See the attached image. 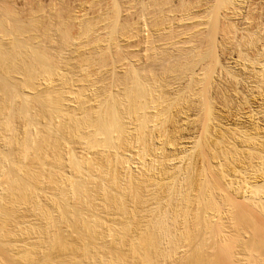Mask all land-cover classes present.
I'll return each mask as SVG.
<instances>
[{
    "label": "rangeland",
    "instance_id": "rangeland-1",
    "mask_svg": "<svg viewBox=\"0 0 264 264\" xmlns=\"http://www.w3.org/2000/svg\"><path fill=\"white\" fill-rule=\"evenodd\" d=\"M117 1V2H116ZM0 0V22L2 23V21H3V23L2 24H0V31H2L1 29H3L4 27H5V29H3V31L2 32H0V34H2L3 33V35H0V45H2V46H0V47H5L4 48V50L1 48V50L2 51H6L7 53L9 52H11V51H8V49L10 48H12V49H14V45L16 46V47H18V48H20V49H18V51L17 52H19L20 50L22 51V55H24L25 56V59H24V57H23V59L25 60V61H27L28 59H29V61L28 62H26V63H20V62H18V60L16 61V59H15V61L14 62H12V59L10 58V56L12 55V54H16V53H13L12 52V54L10 53V56H8L7 58L8 59H5L4 61H6V60H8L7 62H5L4 63V61H2V63H1V61H0V85H1V87H3V84H1V82H3L4 84H5V87H7L8 88V90H9V92H10V95H11V93H12V89H14V95H13V93H12V96H14L13 97V99L15 100V101H12L13 99H11V101H9V106H11V108L8 106L7 107V113H8V115H11V117H12V122L14 123V125L15 126H13V129H12V131L10 130L9 132H8V134L9 135H7L9 138H11L10 139V141H8V139L6 140L5 139V141L6 142H4V143H6V144H2V142L0 141V144H1V146H0V154H2V152H3V156L4 157H6L7 156V154H8V156L10 157L11 156V161L13 160L12 158L14 157V158H16L17 157V159H18V156H16L15 155V153L18 151V149H16L17 147L15 146V144L16 143H21L24 139L23 138H25V139H27L26 137H28V140H29V138H30V142H33V143H31V148H32V151L30 152V155L26 158V159H24L23 161H24V163H23V161H22V165H26V164H28V166L27 167H29V166H31V168H30V170H29V168L28 169H25V168H27L26 166L25 167H21V168H23L22 169V171H20L21 173L22 172H24V170H28V173L32 170V165L34 164V162H35V164L34 165H36L37 163H39V164H41L42 162L44 163V166H42L43 167V170L41 171V172H44V170H45V173L46 174H44L45 175V180H43V184H42V186L44 185H46L47 183V187H49L50 185H51V181H48V179L50 178V177H48V176H46V175H49L50 174V176H52V173H53V176H56V180L57 179H59L60 180V178L59 177H61V178H64V179H61V180H65V178L66 179H69V177H70V179L72 178V179H74V178H77L76 180H79L80 181V179H78V177H74V175H77V174H74L75 173V170L73 169V166H72V169H73V171H74V173H73V171L71 170V166H69L71 163H73V161H72V157L74 156V154L75 155H77V156H74L73 157V159H76V161H77V159L79 160L80 159V164L81 163H84V164H81V166H83L82 167V169H84L83 171H87L88 170V166L90 165L91 167H95V168H97L96 167V164H97V166H100V164L102 163H106L107 164V162H108V166L110 165V176H112L115 172V175L116 176H118L119 174H126L124 177L126 178V180H129L130 181V179H133V177H132V175L134 176L135 175V173L136 174H148V172L150 171V173H154V175L156 176H158V177H156V178H158V180H159V182H161L162 180H163V182H161V183H164V184H166V185H164V184H160V187L159 188H157V189H159V190H156V192L158 193V192H164L165 191V194L167 193L168 195H169V193L171 194V195H173L174 197H172V199H177V197L179 198V199H177V200H172L171 198H170V196L171 195H169V200L171 201V202H168V200L166 201L165 200V198L167 199V197H165V198H163L164 196H167V194L165 195L164 193H159V195H158V200H157V193H155L156 194V196H155V198H153L152 196H150V197H152L153 198V200L155 201H152V200H149L150 199V197L149 198H146L148 201H152L151 203L150 202H146V203H144V204H146V205H148V206H146V208H148V210L149 211H145L146 210V208L144 209V204L142 205V207H143V209H144V213H143V209H141L142 207H139V205H138V201L134 204V200L133 199H131V196L128 194V196H125L124 198L125 199H123L122 200V203L124 202H126V201H128L129 199H131V202H130V200L128 201V202H126L125 204H126V206H127V204H129V202L130 203H133L132 205L130 204V206H132L131 208H130V206L128 205V207H129V209H133L134 210V207H135V205H136V207H135V213H137V215L135 214V213H133L134 211L132 210V213L133 214H135L136 216H135V218L137 219V217H138V211L141 209V211H140V213L142 212V214H139L140 216H139V218H141V219H139V220H141L140 222H141V224L143 225V224H145V222H143L142 223V220L144 219V218H146L147 217V213H148V215H153L152 217H154L155 219H156V221H157V217L160 219L161 217L162 218H166L167 216H170V218L169 217H167V218H169V219H166V222L167 223H165V225H169L168 227H169V230H170V232L171 233H169V235L171 236V238H170V236H168V238H170V240L167 238V239H165L166 241L167 240H169V241H167V245L169 246H167L166 245V242L164 243L163 241V243L162 244H165V245H163L164 247H165V249L166 248H169V250L168 249H166V250H164L165 252V254L166 255H169V254H171V253H169L170 252V250H172L173 248H174V246L176 245V241L178 240V242H180L181 243V245H180V243H178L177 242V249L175 248V250H174V253H172V255H171V257L170 258H167V263L166 264H168V262H170V264H188L186 261H188L187 260V257H186V253H188L187 251H186V249L188 248V247H186V245L187 246H189V248H190V250L189 249H187V250H189V252L191 251V250H193V249H196V247H197V251H198V254H203L202 256H204V259L206 260L207 259V261H206V263L207 264H212L213 263V261L212 260H210V259H213L212 257H215V258H218L219 260V262L221 263V264H245V263H247L246 261H244L247 257H248V254H245V249H244V244H245V248H246V250H248L249 252L250 251H252V249H253V251L251 252L252 254H253V252L255 253H258L259 255H260V258L261 259H264V251H262V250H264V246H262V245H264V244H262V243H264V242H262V240H264V237H262V235H264V214H262L261 213V209L260 208H262V209H264V200H262V204L260 203L259 205H256V206H259V207H256L255 205H253V203L250 201V198H251V191H253V190H251V188H250V190H249V185L252 183V182H254V181H256L257 182V185L259 184L260 185V183H262V185H264V144H262V143H264V141H262V140H264V135H262V134H264V114H262V113H264V109H259L258 110V107H259V105L258 104H261L262 103V101H264V96H260L261 94L260 93H258V92H253V93H251L250 91H247V89L246 88H242V86H240L239 87V84H236L235 83V85H238L237 86V90H236V93L235 94H233V93H231V92H229L228 94H226V95H224V97H222L223 95H219V96H217V94L216 93H213V92H217L215 89H213V90H215V91H213L212 90V87H211V89H210V92H212V93H210L209 92V94L210 95H214V96H216V97H210V95L209 96H207V97H209V99L208 100H212L211 102L213 103V105H212V103H208L209 104V106H207L208 104H207V102H209L207 99L205 100V98H203V93H204V91H203V79H202V77L198 74V72L200 71V69H201V66L203 65V60L202 59H198V58H202V56H200L199 54H201V44L203 43V41L202 40H204V38L206 37V35L204 34V36H203V34L201 35L200 34V32L199 31H197V32H195V33H193V35L192 34H184V36L180 33V32H186L188 29L187 28H189V27H191V28H193L195 25L192 23V26H190L188 23L186 24V23H182V24H179L178 25V21L176 20V19H178L179 18V15H178V13H179V11H180V9H175V8H173L172 6H174V5H176L177 4V2H179L178 3V6H174V7H178V8H180L179 7V5L180 6H182L183 4H185L184 6H182V7H185L186 6V4H187V7H188V5H190L191 6V4L189 3L190 1L192 2V5L195 3H197V0L195 1V0H150V2H151V5H149L150 3H148L149 2V0H143L144 1V4H140V3H143V1L142 0ZM124 1V2H123ZM128 1V2H127ZM132 1H133V3H132ZM154 1V2H153ZM156 1V2H155ZM168 1V2H167ZM180 1H181V3H180ZM182 1L184 2V3H182ZM187 3H186V2ZM50 2V3H49ZM59 2V3H58ZM78 2V3H77ZM100 2V3H99ZM126 2V3H125ZM135 2V3H134ZM136 2H137V4H136ZM146 2L148 3V4H146ZM159 4H158V3ZM174 2V3H173ZM262 2V1H261ZM74 3H75V5H74ZM84 3V4H83ZM92 3V4H91ZM157 3V4H156ZM162 3H163V5H162ZM165 3V4H164ZM46 5V7H44L45 5ZM78 4V5H77ZM90 4V5H89ZM98 4V5H97ZM104 4V5H103ZM128 4V5H127ZM133 4V5H132ZM135 4V5H134ZM140 4V5H139ZM145 4H146V6H145ZM160 4H161V6H160ZM167 4H169L168 5V7L167 6H165V5H167ZM174 4V5H173ZM182 4V5H181ZM194 4V5H195ZM84 5V6H83ZM111 5V6H110ZM118 5V6H117ZM137 5V6H136ZM156 5V6H155ZM171 5V6H170ZM80 8L79 10H81L80 12L82 13V16H81V13L79 12V10H78V7ZM96 6V7H95ZM101 6H103V7H101ZM110 6V7H109ZM120 6V7H119ZM130 6H131V8H130ZM134 6V7H133ZM135 6H136V8H135ZM142 6V7H141ZM144 6V7H143ZM148 6V7H147ZM149 6H151V7H149ZM152 6H154V7H152ZM159 6V7H158ZM164 6V7H163ZM260 6H264V3H262V5H260ZM90 7V8H89ZM106 7V8H105ZM109 7V8H108ZM158 7V8H157ZM163 7V8H162ZM166 7V8H165ZM170 7L172 8V9H175V11H174V13H173V10L171 11V9H170ZM187 7H185V8H187ZM192 7V6H191ZM46 10H45V9ZM82 8V9H81ZM96 8V9H95ZM104 8V9H103ZM114 8H115V10H114ZM142 8H144L143 10H142ZM146 8H154L153 10H151L150 9V11H151V14H150V11H146ZM169 9V12L167 11L168 9ZM5 9V10H4ZM44 9L45 11H42V10ZM109 9V10H108ZM131 9V10H130ZM134 9H136V10H134ZM157 9H162V10H157ZM182 9V8H181ZM53 10L55 11V12H53ZM67 10V11H66ZM111 10V11H110ZM121 10V11H120ZM127 10H130V11H128V12H130V13H127ZM139 10V11H138ZM183 10H185L184 8H183ZM6 11H9V12H6ZM42 11V12H41ZM101 11V12H100ZM108 11V12H107ZM114 11V12H113ZM116 11V12H115ZM131 11H132V13H131ZM137 12V15H136V13L135 12ZM140 11L142 12V11H144V13H141V15H139L140 14ZM145 11H146V13H147V15H146V13H145ZM155 11H156V14H154L155 13ZM167 12V14L169 13V16L167 15V14H163L164 12ZM170 11L172 12L171 14H170ZM7 14H6V13ZM43 12L45 13V16H44V14H43ZM75 12H77V13H80V14H77V13H75ZM87 12H88V14H87ZM97 12V13H96ZM112 12V13H111ZM153 12V13H152ZM159 12H162V13H159ZM178 12V13H177ZM10 13V14H9ZM41 13V14H40ZM53 13H54V15H53ZM99 13H101V15H99ZM9 14V15H8ZM48 16H47V15ZM84 14V15H83ZM108 16H107V15ZM126 14V15H125ZM129 14V15H128ZM143 14H144V16H147L148 17V20H147V17H146V19H145V17L143 16ZM160 16H159V15ZM41 15V16H40ZM74 15H77V16H75L74 17ZM86 15H88V16H86ZM98 15L99 16H101V18L100 17H98ZM105 15V16H104ZM110 15V16H109ZM121 15V16H120ZM135 15V16H134ZM150 15H152V16H150L152 19H150V17L149 16ZM154 15H156L157 17H158V19L160 20V22H159V20H158V22L159 23H162L161 25L156 21L157 20V17L156 16H154ZM163 15H165V16H163ZM174 15V16H173ZM175 15H176V18H173V17H175ZM178 15V16H177ZM52 18H51V17ZM56 16V17H55ZM63 16V17H62ZM80 16V17H79ZM83 16H86V17H84L83 18ZM104 16V21L107 23V25L105 26L103 23H105V22H103V19H102V17ZM139 16V17H138ZM140 16L142 17V19H140ZM161 16H162V18H161ZM172 16V17H171ZM41 17V18H40ZM42 17H44V18H42ZM48 17V18H47ZM72 17H74V18H76V19H74V18H72ZM93 17V18H92ZM109 17V18H108ZM111 17V18H110ZM113 17H115V18H113ZM156 17V18H155ZM165 17V18H164ZM167 17V18H166ZM169 17V18H168ZM178 17V18H177ZM49 18H51V19H49ZM77 18H79L78 20L79 21H75V20H77ZM85 19V20H80V19ZM98 18V19H97ZM99 18H100V20H99ZM122 18V19H121ZM136 18H137V20H136ZM139 18V19H138ZM161 18V19H160ZM16 19H17V22H19L18 24H21V25H18V24H15V21H16ZM48 21H47V20ZM62 19H64V20H62ZM71 19V20H70ZM99 20L98 21V23L99 22H103L102 24L103 25H101L100 23V25L98 26V25H96L95 24V21H97V20ZM102 19V20H101ZM118 19V20H117ZM124 19H126V20H124ZM133 19V20H132ZM149 19H150V21H149ZM154 19V20H153ZM156 19V20H155ZM167 19V20H166ZM169 19H171V20H169ZM173 19V20H172ZM51 20V21H50ZM55 20V21H54ZM71 22H70V21ZM74 20V21H73ZM92 20V21H91ZM112 20H113V22H112ZM119 20H121V21H119ZM144 20V21H143ZM147 20V21H146ZM152 20H153V22H152ZM174 20L175 21H177V22H174ZM44 21H47V22H44ZM80 21H82V22H80ZM85 21H88V22H85ZM111 21V22H110ZM130 21V22H129ZM132 21V22H131ZM135 21H137V22H135ZM142 21V22H141ZM155 21V22H154ZM163 21V22H162ZM36 22V23H35ZM43 22V23H42ZM51 22H52V24H51ZM60 23V24H55V23ZM118 22V23H117ZM139 22V23H138ZM148 22H149V24H148ZM168 22L171 24H168ZM172 22V23H171ZM173 22H174V24H173ZM67 24V27L70 29L68 32H67V30H68V28L67 29H64V27L66 26V24ZM69 23H71V24H69ZM76 23V24H75ZM87 24L91 29H90V31L95 27V29L97 30H95V29H93L92 31H93V33H89L88 32V29H89V27H88V29H87V27L85 26V24ZM91 23H93V25L91 24ZM145 23H147V25L148 26H146V24ZM153 23H155V24H153ZM177 23V24H176ZM3 24H4V26H3ZM7 24V25H6ZM15 24V25H14ZM43 24V25H42ZM47 26H51V27H53L54 28V26H56V29H58L57 28V26L58 27H60V30L62 29V31H64L65 30V32L67 33V34H48L49 36H50V39H49V36L47 35V34H43V32H44V28H45V26L46 25ZM48 24H50V25H48ZM75 24V25H74ZM80 24H84V25H80ZM124 24V25H123ZM133 24V26L131 27V25ZM135 24H138V25H135ZM167 24H168V26H167ZM172 24H173V27H172ZM176 24V25H175ZM2 25V26H1ZM16 25H18V28H17V26ZM40 25H41V27H40ZM54 25V26H53ZM62 25V26H61ZM64 25V26H63ZM121 25V26H120ZM142 25V26H141ZM154 25V27H158L157 29H158V31H157V29L155 28V31H154V29H152V28H154V27H152ZM165 25V26H164ZM183 25H188V26H184L183 27ZM194 25V26H193ZM8 26H9V28H8ZM33 26V27H32ZM84 26L86 27V28H84ZM98 26V27H97ZM102 26H104V27H102ZM137 26V27H136ZM144 26V27H143ZM163 27L162 29H160V27ZM171 26V27H170ZM176 28H175V27ZM180 27V29H179V27ZM13 27V28H12ZM21 29H20V28ZM25 29H24V28ZM38 27V29H36ZM44 27V28H43ZM76 27V28H75ZM82 27L84 28V29H87L86 31L88 32H84V33H82L83 31H79L80 29H82ZM101 27V28H100ZM106 27H108V28H110V29H108V28H106ZM135 29H134V28ZM148 27V28H147ZM150 27V28H149ZM164 27H166V28H164ZM170 29H168V28ZM11 28V29H10ZM17 28V29H16ZM22 28H23V30H22ZM43 28V29H42ZM66 28V27H65ZM75 28V29H74ZM107 29L106 31L104 30V29ZM123 28V29H122ZM140 28V29H139ZM146 28H147V30L149 31H147L146 30ZM171 28H173V29H171ZM178 28V29H177ZM11 31H10V30ZM20 29V30H19ZM27 29V31H25ZM29 29L31 30V29H33L34 31H31L30 33H29ZM77 29H79V30H77ZM83 29V30H84ZM100 29V30H99ZM137 29V30H136ZM144 29V30H143ZM167 30V31H165V30ZM174 29H176V30H174ZM183 29L185 30V31H183ZM187 29V30H186ZM16 32H15V31ZM73 30H75L74 32H73ZM116 30V31H115ZM128 30V31H127ZM143 30V31H142ZM160 30V31H159ZM171 30H173V32L171 31ZM182 30V31H181ZM6 31H7V33H6ZM9 31V32H8ZM18 31V32H17ZM22 31H25V32H27V33H24V35H23V32ZM40 31H41V33H40ZM91 31V32H92ZM94 31H96L97 33H98V31H103L102 33H99V35L98 34H96ZM105 31V32H104ZM133 31V32H132ZM140 31V32H139ZM10 32H12L11 34H10ZM35 32V33H34ZM76 32V33H75ZM77 32L79 33V32H81L82 34H85L86 33V35L87 34H90V35H87L88 36V38H89V41H88V38H87V36L85 35V37L87 38H84L83 36H82V40H84V39H86V40H84L82 43H80V42H77V45H75V46H72V45H69L68 43H67V41H63L65 38V35H70V36H74L75 37V35L77 36L78 35V38L80 37L79 35H80V33L79 34H77ZM107 32V33H106ZM120 32V33H119ZM124 32V33H123ZM139 32V33H138ZM152 32H153V34H152ZM160 32H162V33H160ZM178 32H179V36L177 35L178 34ZM70 33H72V34H70ZM75 33V34H74ZM150 33V34H149ZM156 33V34H155ZM158 33V34H157ZM5 34H6V37H4L5 36ZM10 34V35H9ZM13 34V35H12ZM26 34V35H25ZM42 34V35H41ZM93 34V35H92ZM97 36H96V35ZM143 34V35H142ZM8 35H9V37H11V36H13V37H11L10 38V40H9V37H8ZM17 35V37H15ZM30 35V36H29ZM55 37H54V36ZM59 35H61V36H59ZM146 35V36H145ZM148 35V36H147ZM185 35H186V37H185ZM188 35V36H187ZM191 35V36H190ZM23 38H22V37ZM43 36H46V37H43ZM62 36H63V38H62ZM94 36H96V37H94ZM169 36V37H168ZM178 36V37H177ZM183 36V37H182ZM198 36H199V38H198ZM200 36L203 38H200ZM2 37V38H1ZM62 39H61V38ZM97 37H98V41L96 42V40L95 39H97ZM99 37H100V39H101V41H99L100 39H99ZM105 37V38H104ZM138 37V38H137ZM155 37V38H154ZM182 39H180V38ZM187 37H190V38H187ZM21 38V39H20ZM52 38H54V39H57V40H55L54 41V39H53V41L51 40ZM75 38H77V37H75ZM77 38V39H78ZM92 38V39H91ZM104 38V39H103ZM112 38V39H111ZM150 38V39H149ZM157 38H159V39H157ZM210 38V37H209ZM27 39H29V40H27ZM44 39V40H43ZM47 39H49V41H47ZM138 39V40H137ZM180 39V40H179ZM194 41H193V40ZM200 39V40H199ZM13 40V41H12ZM27 40V41H26ZM51 40V41H50ZM66 40V39H65ZM98 44V47H94L91 43H94V41ZM116 40V41H115ZM184 40V41H183ZM190 40H192V41H190ZM198 40V41H197ZM211 39H209V41H210ZM6 41V42H5ZM56 41H57V43H59V44H57L56 43ZM65 42L64 44H66L67 43V45H62V44H60V43H63V42ZM87 41V42H86ZM104 41V42H103ZM106 41V42H105ZM119 41V42H118ZM189 41V42H188ZM3 42V43H2ZM9 42V43H8ZM22 42H24V43H22ZM27 42H28V44H27ZM38 42V43H37ZM48 42V43H47ZM50 42V43H49ZM53 42V43H52ZM99 42H102L101 44L99 43ZM145 42V43H144ZM165 42V43H164ZM184 42H188V43H184ZM199 42H202L201 44L199 43ZM7 43V44H6ZM10 43H11V45H13V46H11L10 45ZM14 43V44H13ZM17 43H19V45L17 46ZM30 43H32V44H30ZM126 43V44H125ZM147 43V44H146ZM196 43V44H195ZM23 44V45H22ZM27 44V45H26ZM36 44V45H35ZM43 44H45V46L43 45ZM57 44V45H56ZM83 44H84V47H82L83 46ZM87 44H91L92 45V47H90V48H92V50L88 47L89 45H86ZM95 44V43H94ZM97 44H96V46H97ZM99 44H100V46H99ZM138 44V45H137ZM141 44V45H140ZM158 44V45H157ZM165 44H167V45H165ZM192 44V45H191ZM194 44V45H193ZM8 45V48L6 47ZM22 45V46H21ZM38 45H39V47H38ZM52 47H51V46ZM56 45V46H55ZM62 45V46H61ZM80 45V46H79ZM90 45V46H91ZM135 45V46H134ZM144 45H146V46H144ZM154 45V46H153ZM190 45V46H189ZM196 45V46H195ZM201 45V46H200ZM10 46V47H9ZM27 46V47H26ZM33 46H35V47H33ZM64 46V47H63ZM86 46V47H85ZM102 46V47H101ZM106 46V47H105ZM123 46V47H122ZM186 46V47H185ZM195 48H194V47ZM198 46V47H197ZM23 47H25V48H23ZM70 47H72V48H70ZM134 47V48H133ZM135 47H137V48H135ZM140 47V48H139ZM156 47V48H155ZM191 47H192V49H191ZM29 48V49H28ZM46 48V49H45ZM62 48V49H61ZM66 48V49H65ZM70 48V49H69ZM82 48V49H81ZM96 49V52H95V49ZM111 48V49H110ZM114 48V49H113ZM197 48V49H196ZM210 48H211V46H210ZM6 49V50H5ZM9 49V50H10ZM11 49V50H12ZM38 49V50H37ZM44 49V50H43ZM50 49V50H49ZM86 51H85V50ZM36 50V51H35ZM48 50H49V53H48ZM54 50H56V51H54ZM76 50V51H75ZM195 50V51H194ZM198 50V51H197ZM14 51V50H13ZM24 51H25V53H24ZM30 51V52H29ZM45 53H44V52ZM71 51V52H70ZM105 51V52H104ZM29 52V53H28ZM37 52H40V53H43V56H47V60L48 61H45V59H43L42 61H40V62H38L37 64L38 65H35L36 63L33 61L35 58H36V54H37V57H38V54H40V53H37ZM55 52H56V54H55ZM62 52V53H61ZM65 52V53H64ZM103 52V53H102ZM106 52H108V53H106ZM111 52V53H110ZM145 52V53H144ZM8 53V54H9ZM31 53H36V54H31ZM70 53V55H68ZM94 53H95V55H94ZM141 53V54H140ZM192 53V54H191ZM7 54V55H8ZM25 54H27V55H25ZM30 54V56H28ZM45 54V55H44ZM49 54V55H48ZM61 56H60V55ZM100 54H101V56H100ZM147 54V55H146ZM198 54V55H197ZM6 55V56H7ZM133 55V56H132ZM53 56V57H52ZM107 56V57H106ZM188 56H189V58H188ZM197 56V57H196ZM27 57H28V59H27ZM31 59H33V60H31ZM35 57V58H34ZM52 57V59H49V58H51ZM82 57L84 58V59H82ZM89 59H87V58ZM93 57V58H92ZM105 57V58H104ZM129 57V58H128ZM145 57H146V60H145ZM17 58H21V57H17ZM40 58V57H39ZM68 58V59H67ZM76 58L77 59H79V60H76ZM125 58V59H124ZM148 58V59H147ZM9 59H11L10 61H11V63L12 64H10V61H9ZM58 60V61H55V60ZM63 59H65V60H63ZM108 59V60H107ZM60 60V61H59ZM81 60V61H80ZM99 60V61H98ZM100 60H101V62H100ZM128 60V61H127ZM150 60V61H149ZM201 60H202V62H201ZM34 62V64H33V62ZM49 62L50 64H47V63H45V62ZM51 61H53V62H51ZM67 61V62H66ZM80 61V62H79ZM83 61V62H82ZM85 61V62H84ZM145 61H147V62H145ZM190 61V62H189ZM16 62V63H15ZM30 62H32L31 64H30ZM7 63H9V64H7ZM19 64V66H18V64ZM28 63L30 64V65H32L33 64V67L32 66H30V65H28ZM43 63V64H42ZM53 63V64H52ZM80 65H79V64ZM83 63V64H82ZM86 63V64H85ZM202 63V64H201ZM3 64V65H2ZM201 64V65H200ZM4 65H5V68H3L4 67ZM21 65H23V66H21ZM26 65H28V66H26ZM214 65V64H213ZM213 65H211L212 67L211 68H213ZM21 66V67H20ZM26 66V67H25ZM36 66H37V68H36ZM47 66V67H46ZM6 67H7V69H6ZM16 67V68H15ZM25 67V68H24ZM27 67H28V69L30 70H33V68H34V72H32L31 74H32V78H30V79H32V80H30L31 81V83L30 82H27V81H29V79L28 80H26L27 78H29L30 77V73L28 72V69H27ZM29 67H32V68H29ZM197 67V68H196ZM203 67V66H202ZM8 68H9V70H8ZM40 68V69H39ZM44 68V69H43ZM200 68V69H199ZM2 69H3V71H2ZM136 69V70H135ZM26 70H27V72H26ZM138 70V71H137ZM196 70V71H195ZM39 71V72H38ZM47 71H49V72H47ZM53 71V72H52ZM7 72V73H6ZM25 72V73H24ZM48 74H47V73ZM51 72H52V74H51ZM2 73V74H1ZM8 75V76H10V78L11 79H9L8 78V76L6 75V74ZM10 75H9V74ZM17 73H19V74H17ZM46 73V74H45ZM137 74V75H139V76H137V75H134V74ZM199 73H201V72H199ZM22 74V75H21ZM23 74H25V75H23ZM40 76H39V75ZM43 74V75H42ZM129 74V75H128ZM195 74H197V75H195ZM21 75V76H20ZM26 75H28L27 76V78H26ZM49 75V76H48ZM52 75V76H51ZM194 75V76H193ZM1 76H3V77H5L6 76V78H7V80H6V78H3V77H1ZM35 76H37V77H35ZM13 77V78H12ZM22 77H24V78H22ZM51 77H52V79H51ZM132 77V78H131ZM134 77V78H133ZM139 77V78H138ZM3 78V79H2ZM34 78V79H33ZM39 78V79H38ZM55 78V79H54ZM128 78V79H127ZM222 78V77H221ZM226 78L227 79H229V80H231L232 79V77H227L226 76ZM2 79V80H1ZM5 79V80H4ZM12 79H13V83H15V84H13L12 83ZM51 79V80H50ZM138 81H137V80ZM202 79V80H201ZM10 80H11V82H10ZM14 80H18L19 82H16V81H14ZM21 80V81H20ZM24 80V81H23ZM34 80V81H33ZM36 80V81H35ZM48 80H50V81H52V82H50L49 81V83H48ZM136 80V81H135ZM26 81V82H25ZM47 81V82H46ZM55 81V82H54ZM198 81V82H197ZM231 81H233V80H231ZM10 84H9V83ZM21 82H23V84L25 83V84H28V85H25L24 84V86H23V84L21 83ZM34 82V83H33ZM40 82V83H39ZM19 83V84H18ZM47 83H48V85H47ZM54 83V84H53ZM11 84H12V86H14V85H16V86H14V88H12V86H11ZM32 84H34V85H32ZM37 84V85H36ZM52 86H51V85ZM138 84H140V85H142V87H140ZM8 85V86H7ZM19 87H18V86ZM30 85V86H29ZM39 85V86H38ZM40 85L42 86V87H40ZM49 86V87H47V86ZM27 86V87H26ZM30 88H29V87ZM35 87V89L36 90H33L34 89V87ZM37 86V87H36ZM138 86H139V88H141L140 90H144L143 92H144V94L143 95H145L144 97L142 96V95H139V93L137 92V89H138ZM143 86H144V88H143ZM26 87V88H25ZM32 87H33V89H32ZM200 87V88H199ZM4 88V87H3ZM12 88V89H11ZM21 88V89H20ZM6 89V88H5ZM12 91H11V90ZM29 89H32V91L31 90H29ZM38 89V90H37ZM20 90V91H19ZM26 90V91H25ZM139 89H138V91H140ZM199 90V91H198ZM24 91V92H23ZM29 91V92H28ZM36 91H38V92H36ZM133 91H135V92H133ZM141 91V92H142ZM248 93H247V92ZM131 92H133V94L131 93ZM136 92L138 93V94H136ZM147 94H146V93ZM244 92H246L245 94H244ZM251 93V95H249L250 93ZM43 93V94H42ZM135 93V94H134ZM256 93H257V95H256ZM129 94V95H128ZM130 94H132L133 95V97H132V95H131V97H127V96H130ZM254 94V97L252 96ZM259 94V95H258ZM17 95V96H16ZM43 95V96H42ZM134 95H135V98H134ZM139 96L138 98H136V96ZM262 95H264V94H262ZM48 98H47V97ZM206 96H204V97H206ZM249 96H250V98H249ZM252 96V97H251ZM18 97V98H17ZM25 97H27V98H25ZM140 97H143V98H140ZM217 97H218V99H217ZM219 97H221V98H219ZM231 99H230V98ZM235 97V98H234ZM241 97V98H240ZM247 97V98H246ZM260 97H262V99L260 98ZM12 98V97H11ZM20 98V99H19ZM23 98H24V101H27V103L26 102H23ZM66 98H67V101L69 100V103H68V106L66 107V105H67V101L66 102H63L62 101V99L64 100H66ZM131 98H132V100H131ZM211 98V99H210ZM260 98V99H259ZM117 102L118 101V103L117 104H119V102H121L119 105H116V103L115 102H113L114 100ZM124 99H125V101H127V103L124 101ZM136 99V100H135ZM145 99V100H144ZM203 99H204V101H203ZM129 100H130V102H129ZM218 100V101H217ZM226 100V101H225ZM254 100V101H253ZM262 100V101H261ZM20 101V102H19ZM42 101V102H41ZM46 101H48V102H46ZM49 101H51L52 103H50ZM62 101V103H60ZM109 101H112V102H109ZM124 101V102H123ZM133 101H135V104H134V102ZM205 101H207V102H205ZM220 101V102H219ZM227 101L228 102H231V103H229L230 105H228V103H227ZM234 101V102H233ZM240 101V102H239ZM241 101H244V102H241ZM248 101V102H247ZM11 102V103H10ZM45 102V103H44ZM55 102H56V104H57V106H56V108H53V107H55L54 106V104H55ZM58 102V103H57ZM108 102V103H107ZM222 102H224V103H222ZM261 102V103H260ZM6 103V102H5ZM38 104V105H36V104ZM110 103V104H109ZM147 103V104H146ZM207 105H206V104ZM221 103L222 104H224V105H221ZM225 103H226V105H228V108L225 106ZM234 103V104H233ZM239 103V104H238ZM241 103V104H240ZM251 103V104H250ZM3 104V103H2ZM7 104V103H6ZM5 104V105H6ZM24 104H26V106L24 105ZM27 104H28V106H27ZM43 104V106H41ZM46 104V105H45ZM49 104H51V106L49 105ZM58 104H60L59 106H58ZM111 104H115L116 105V109H118L119 111H117V113L119 114V116H118V118L120 117V119H119V121H118V123L120 122V120H121V128H122V130H124L125 129V131H122L121 130V133L123 134H121L123 137H124V139H121V138H123V137H120V136H115V134L114 135H112V136H114V137H110V138H113L115 141H114V144H120L118 147L116 146V149H117V151H118V149L119 148H121L120 149V151H119V153H120V155L118 154V153H114L115 151H116V149L115 150H112V149H114V148H112L113 146H110L111 147V150L108 148L109 147V145H108V147H107V145H106V148H108L107 150H106V148L104 147L105 146V144L104 145H102L101 144V146L99 147V149H94V150H96V151H94V153H93V151H92V149L90 148V149H87L88 147H87V145L89 144L88 142H89V137H90V134H89V132H91V131H89V130H92L93 129V127H91V129H89L90 127L88 126L89 124H87V122L88 121H86L85 122V119H87L88 120V118H89V123H91V124H93V122H95L96 121V119H97V117L99 116V115H101L102 113H104V114H102V115H106V108L108 109L109 108V105H111ZM124 104V105H123ZM132 104H134V105H132ZM249 106H248V105ZM15 105V106H14ZM21 105H22V107L25 109V111H27L26 113L28 114V116L25 114V116L23 115L22 116V114H18L19 113V110H22V107H21ZM61 105H63V106H61ZM84 105V106H83ZM138 105V106H137ZM143 105H144V108H141V107H143ZM205 105V106H204ZM254 105V106H253ZM36 106V107H35ZM49 106V107H48ZM120 106V107H119ZM128 106L130 107V108H128ZM133 106H134V108H133ZM141 106V107H140ZM224 106H225V108H224ZM234 106V107H233ZM237 106V107H236ZM244 108H243V107ZM258 106V107H257ZM39 107V108H38ZM60 107L61 108H64V109H60ZM90 107V108H89ZM119 107V108H118ZM123 107H125V108H123ZM131 107H132V109H131ZM136 107V108H135ZM137 107L139 108V109H137ZM202 107V108H201ZM206 107H209V109L210 110H208V108L206 109ZM212 109H211V108ZM220 107V108H219ZM231 107V108H230ZM233 107V108H232ZM240 107H242V108H240ZM30 110H29V109ZM35 108V109H34ZM59 108V109H58ZM82 108V109H81ZM84 108V109H83ZM95 108V109H94ZM120 108H122V110L120 109ZM142 110H141V109ZM205 108V109H204ZM216 108V109H215ZM235 108V109H234ZM239 108V109H238ZM251 108V109H250ZM253 108V109H252ZM9 109V110H8ZM34 109V110H33ZM46 109V110H45ZM51 109V110H50ZM56 109V110H55ZM89 109V110H88ZM100 109V110H99ZM124 109V110H123ZM134 109V110H133ZM202 109V110H201ZM242 109V110H241ZM257 109V110H256ZM11 110V111H10ZM36 110H38V111H36ZM53 110H55V111H53ZM59 110V111H58ZM81 110V111H80ZM84 110V111H83ZM102 110H104V111H102ZM127 110V111H126ZM130 110V111H129ZM133 110V111H132ZM137 110H139V111H137ZM227 110V111H226ZM252 110V111H251ZM40 111H42V112H40ZM46 111H48V112H46ZM91 111V112H90ZM100 111H102L101 113H100ZM121 111V112H120ZM128 111H129V113H128ZM238 111V112H237ZM255 111V112H254ZM13 112V113H12ZM31 112V113H30ZM43 112H46V114L44 113L43 114ZM89 112V113H88ZM92 112H93V115H92ZM122 112H124V113H122ZM126 112V113H125ZM207 112V113H206ZM218 112V113H217ZM11 113V114H10ZM40 113V114H39ZM99 113V114H98ZM109 113V112H108ZM120 113H122V114H120ZM228 113V114H227ZM256 113V114H255ZM43 114V115H42ZM80 114H81V116H80ZM83 114V115H82ZM89 116V117H87V115ZM130 114V115H129ZM133 114H135L134 116H133ZM91 115V116H90ZM121 115V116H120ZM127 115V116H126ZM133 117H135V118H133ZM209 115V116H208ZM16 116V117H15ZM83 116V117H82ZM95 116V117H94ZM123 116H125V117H127V118H125V117H123ZM15 117V118H14ZM18 117V118H17ZM25 117V118H24ZM87 117V118H86ZM131 117V118H130ZM209 117V118H208ZM32 119V121L31 120H29V119ZM76 118V119H75ZM92 118V119H91ZM122 118V119H121ZM129 118V119H128ZM208 118V119H207ZM212 118H214V119H212ZM253 118V119H252ZM77 119L81 122V124H79L80 122L79 121H77ZM81 119V120H80ZM94 119V120H93ZM106 119H109V117H108V115H107V117H106ZM91 120V121H90ZM132 120V121H131ZM214 120V121H213ZM93 121V122H92ZM122 121H124L123 123H122ZM126 121V122H125ZM221 121V122H220ZM229 121V122H228ZM77 124H75V123ZM79 122V123H78ZM82 122H84L83 124L84 125H82ZM12 123V124H13ZM31 123H33L32 125H31ZM74 123V124H73ZM85 123L87 124L86 126H85ZM96 123V122H95ZM126 123V124H125ZM128 123V124H127ZM125 126H124V125ZM153 124V125H152ZM207 124H208V126H207ZM211 124V125H210ZM29 125H31V126H29ZM74 125H75V127H74ZM78 125H80V127H81V125H82V132H84L85 131V127H86V129H88V133L87 132H85V133H87L88 135H89V137L88 138H85V137H87V134H84V135H82V134H80V130H79V128H77V127H79ZM96 125V124H95ZM127 125V126H126ZM224 125V126H223ZM77 126V127H76ZM87 126H88V128H87ZM122 126H124V127H126V128H124L123 129V127ZM129 126V127H128ZM238 126V127H237ZM15 127V128H14ZM26 127V128H25ZM29 127V128H28ZM83 127H84V129H83ZM137 127V128H136ZM150 127V128H149ZM11 128H12V125H11ZM18 128V129H17ZM28 128V129H27ZM44 128V129H43ZM46 128V129H45ZM129 128V129H128ZM133 128V129H132ZM228 128V129H227ZM134 129H135V131H134ZM222 129V130H221ZM242 129V130H241ZM14 130V131H13ZM24 130V131H23ZM44 130V131H43ZM47 130V131H46ZM74 130H79L78 131V134H75V131ZM93 130H95V128L93 129ZM92 130V131H93ZM128 130H130V131H128ZM133 130V131H132ZM136 130H137V132H136ZM140 130V131H139ZM42 131L43 132H47L46 134L45 133H43V135L45 134V135H48L49 137H46L47 139H45V138H43V140H47V141H49L48 142V144H47V141L45 142V141H43V140H41V138L42 137H45V135L44 136H42ZM76 131V132H77ZM126 131H128L127 132V134H125L124 132H126ZM214 131V132H213ZM221 131V132H220ZM239 131V132H238ZM24 132V133H23ZM29 132V134H31V135H29V134H27ZM31 132V133H30ZM34 134H33V133ZM94 132V131H93ZM140 132V133H139ZM116 133V135H118V134H120V133H117V132H115ZM130 133V134H129ZM225 133V134H224ZM239 133V134H238ZM241 133V134H240ZM80 134V135H79ZM125 134V135H124ZM134 134V135H133ZM145 134V135H144ZM222 134V135H221ZM261 134V135H260ZM41 135V136H40ZM78 135V136H77ZM86 135V136H85ZM130 135V136H129ZM133 135V136H132ZM136 135V136H135ZM143 135H144V137H143ZM246 135H247V137H246ZM24 136V137H23ZM52 138H51V137ZM82 136H84V137H82ZM95 136H98V135H95ZM100 136V135H99ZM98 136V137H99ZM239 136V137H238ZM245 136V137H244ZM252 136V137H251ZM257 136V137H256ZM54 137V138H53ZM76 137V138H75ZM80 137L81 139L83 138V140H88V142H84V141H81V139H79L78 140V138ZM102 137L103 136H101L100 137V139H97L98 141H100L101 139H102ZM116 137V138H115ZM118 137H120V139L118 138ZM138 137H139V139H138ZM232 137V138H231ZM17 138V139H16ZM21 138V139H20ZM49 138V139H48ZM50 138H51V140H50ZM91 138V137H90ZM104 138V140L106 139L105 138V136L103 137ZM117 138H118V140H117ZM136 138V139H135ZM141 138V139H140ZM144 138V139H143ZM238 138V139H237ZM23 139V140H22ZM33 139V140H32ZM38 140V141H36V140ZM56 139H58V141L56 140ZM130 139V140H129ZM135 139V140H134ZM148 139H150V140H148ZM234 139V140H233ZM14 140V142H12V141ZM35 140V141H34ZM42 141L41 143H46V144H40V141ZM104 140H101V142H103ZM129 140V141H128ZM139 140V141H138ZM145 140V141H144ZM232 140V141H231ZM252 140V141H251ZM17 141V142H16ZM51 141H53V142H51ZM56 141V142H55ZM79 141H81V142H79ZM113 141V140H112ZM111 141V142H112ZM118 141V142H117ZM128 143H127V142ZM254 141V142H253ZM257 141H259V142H257ZM38 142V143H37ZM79 144H78V143ZM9 145H8V144ZM12 143V144H11ZM37 143V144H36ZM51 145H50V144ZM57 143V144H56ZM85 143H86V145H85ZM113 143V142H112ZM124 143H127V145L126 144H124ZM229 143V144H228ZM10 144H11V146H10ZM39 144H40V146H39ZM52 144H54L53 146H52ZM81 144H82V146H81ZM129 144V145H128ZM152 144V145H151ZM14 145V146H13ZM17 146H18V144H16ZM36 145V146H35ZM37 145L39 146V148L37 147ZM44 145H45V147H46V145L48 146V147H44ZM125 146V147H123V146ZM253 145V146H252ZM33 146V147H32ZM41 146H43V148L41 147ZM127 146H129V147H127ZM132 146V147H131ZM144 146V147H143ZM153 146V147H152ZM10 147V148H9ZM13 147V148H12ZM35 147V148H34ZM54 147H55V149H54ZM58 147V148H57ZM85 147H87V148H85ZM98 147V146H97ZM123 147V148H122ZM135 147V148H134ZM147 147V148H146ZM148 147H149V149H148ZM222 147V148H221ZM251 147V148H250ZM2 148V149H1ZM14 149V151L12 152V149ZM33 148H34V150H33ZM42 148V149H41ZM82 148H84V149H82ZM101 148H103V149H101ZM105 148V149H104ZM39 150V149H41V150H44V152H42L41 150L40 151H36V150ZM47 149V150H46ZM185 149V150H184ZM17 150V151H16ZM89 150V151H88ZM121 150H123V151H125L124 152V154H127V151H128V153L129 154H127V155H123V156H126L125 158L126 159H122V160H119V159H121L122 158V153H123V151L121 152ZM145 150V151H144ZM57 151V152H56ZM59 151V152H58ZM110 151V152H109ZM116 151V152H117ZM131 151V152H130ZM144 151V152H143ZM147 151V152H146ZM254 151V152H253ZM6 152V153H5ZM15 152V153H14ZM19 152V151H18ZM34 152H40V155H41V153L43 154V155H41V157H40V155L39 156H37L38 154H35ZM56 152V153H55ZM92 152V153H91ZM99 154H98V153ZM142 154H141V153ZM256 152V153H255ZM12 153L14 154V155H12ZM33 153V154H32ZM58 153H60L59 155H58ZM73 153V154H72ZM101 153V154H100ZM132 153V154H131ZM145 153V154H144ZM148 153V154H147ZM259 153H261V154H259ZM6 156H5V155ZM11 154V155H10ZM19 154V153H18ZM31 154H32V156H31ZM95 156H94V155ZM97 154V155H96ZM117 154V155H116ZM134 154V155H133ZM234 154V155H233ZM248 154V155H247ZM1 155V156H2ZM34 155V156H33ZM60 155H62V156H60ZM72 155V156H71ZM118 155H119V157H118ZM136 155H138V156H136ZM154 155V156H153ZM243 155V156H242ZM253 155V156H252ZM2 156V157H3ZM16 156V157H15ZM36 156V157H35ZM44 156V157H43ZM60 156V157H59ZM103 156V157H102ZM116 158H115V157ZM120 156H121V158H120ZM130 156H132V157H130ZM136 158H135V157ZM143 156V157H142ZM152 156V157H151ZM251 156V157H250ZM257 156V157H256ZM29 157H31V159L29 158ZM33 157V158H32ZM62 157V158H61ZM67 158V159H65V158ZM71 157V158H70ZM105 157V158H104ZM114 157V158H113ZM8 158V157H7ZM35 158H39L40 160H42L41 162L39 161V159H35ZM44 158V159H43ZM56 158H57V160H56ZM85 158V159H84ZM95 158V159H94ZM111 158V159H110ZM124 158V157H123ZM128 158V159H127ZM135 158V159H134ZM143 158H144V160H143ZM170 158V159H169ZM239 158V159H238ZM245 158V159H244ZM9 159V158H8ZM7 159V160H8ZM17 159H14L15 160V162H16V160ZM30 159V160H29ZM37 161H35V160ZM56 161H59L60 162V164L61 165H63V166H61V165H59V166H57L56 164H54V161L55 160ZM61 159V160H60ZM81 159H83V161L81 162ZM101 159H103V160H101ZM130 159L131 160H133V161H130ZM140 159H141V163H140ZM250 159V160H249ZM13 160V161H14ZM31 160H33V161H31ZM72 162H71V161ZM84 160H85V162H84ZM106 162H105V161ZM126 160H128V161H126ZM146 160V161H145ZM150 160H151V162H150ZM161 160V161H160ZM172 160H173V162H172ZM18 161V160H17ZM27 161V162H26ZM63 161V162H62ZM71 162V163H68V162ZM89 161H91V163L89 162ZM93 161V162H92ZM99 163H97V162ZM100 161H102L101 163H100ZM110 161L112 162V163H110ZM113 161H117V163H115V162H113ZM121 161H122V164L126 161L127 162V164H129V166L126 164L125 165V163H124V166L127 168L126 170H125V168L124 169H122L123 170V172H122V170L121 171H118V170H120L121 169V167L123 166V165H121ZM130 161V162H129ZM143 161V162H142ZM154 161V162H153ZM26 162V163H25ZM65 162V163H64ZM90 164H89V163ZM131 162H133V163H131ZM156 162V163H155ZM170 162V163H169ZM246 162V163H245ZM258 162V163H257ZM32 163V164H31ZM67 163H68V165H67ZM95 163V164H94ZM143 163V164H142ZM144 163H145V165H148V166H145L144 165ZM151 163V164H150ZM154 163V165H152ZM250 163V164H249ZM38 164V165H39ZM65 164V165H64ZM89 164V165H88ZM115 164H116V168L118 169H116L115 168ZM120 165V166H118V165ZM137 164V165H136ZM138 164H139V166H138ZM142 166H141V165ZM162 164V165H161ZM256 164V165H255ZM258 164V165H257ZM4 165H5V163H4ZM42 165V164H41ZM56 165V167L58 168H56V167H54ZM85 165H87V167L85 166ZM111 165L113 166V167H111ZM133 165H135L134 167L137 169H135L134 167H133ZM167 165V166H166ZM247 165V166H246ZM5 166H7V164L5 165ZM37 166V165H36ZM89 166V167H90ZM123 166V167H124ZM128 166V167H127ZM132 166V167H131ZM138 168H137V167ZM176 166H177V168H176ZM254 166V167H253ZM257 166H259V167H257ZM38 167V166H37ZM37 167H36V169H37ZM64 169H63V168ZM68 167L70 168V170H68ZM84 167H86L87 168V170L84 168ZM90 167V168H91ZM122 167V168H123ZM130 167H131V169H130ZM140 167H142V168H140ZM160 167V168H159ZM174 167L176 168L175 170H174ZM179 167V168H178ZM5 168V167H4ZM114 169V171H113V169ZM156 168V169H155ZM169 168V169H168ZM172 168V169H171ZM242 168V169H241ZM261 168V169H260ZM129 169V170H128ZM135 169V170H134ZM141 169V170H140ZM147 169V170H146ZM149 169H151V170H149ZM155 171H154V170ZM164 169V170H163ZM168 169V170H167ZM251 169V170H250ZM253 169H254V171H253ZM7 170V169H6ZM35 170V166L33 167V170L32 171H34ZM62 170V172H57V171H61ZM131 170V171H130ZM152 170H153V172H152ZM180 170V171H179ZM259 170V171H258ZM37 170H35V172H36ZM39 171V170H38ZM37 171V172H38ZM80 171V173L82 172L81 171V169L79 170ZM113 171V172H112ZM138 171V172H137ZM141 171V172H140ZM172 171V172H171ZM174 171V172H173ZM245 173H244V172ZM248 171V172H247ZM252 171V172H251ZM262 171V172H261ZM19 172V173H20ZM27 172V171H26ZM22 173V175H20V178L21 179H24L25 177H26V181L29 183L30 181H31V178L33 177V176H31V175H35V173L34 172H32V174L31 173H29L28 175L31 177H29V176H27L26 174L27 173ZM36 172V173H37ZM50 172V173H49ZM65 172H67V173H65ZM69 172H71V173H69ZM88 172V171H87ZM117 172H119V173H117ZM125 172V173H124ZM256 172V173H255ZM259 172H261V173H259ZM4 173H6V172H4ZM48 173V174H47ZM55 173V174H54ZM58 173V174H57ZM61 173V174H60ZM62 173L64 174V175H62ZM73 173V174H72ZM83 174H79V177H80V175H82L80 178H81V181H82V179H84L83 177L85 176V174H86V172H82ZM157 173V174H156ZM163 173H164V175H163ZM176 173V174H175ZM7 174V173H6ZM43 174V173H42ZM127 174L130 176H127ZM159 174H161L162 176H160ZM179 174H181V175H179ZM23 175H25L24 177H22ZM57 175H61V176H58L57 177ZM71 175V176H70ZM72 175H73V177H72ZM84 175V176H83ZM86 175H89L88 173L86 174ZM178 177H177V176ZM227 175V176H226ZM229 175V176H228ZM36 176V175H35ZM34 176V177H35ZM52 176V177H53ZM116 176H114V177H116ZM159 176H160V179H159ZM167 176V177H166ZM171 176V177H170ZM175 176V177H174ZM221 176V177H220ZM224 176V177H223ZM246 176V177H245ZM255 176V177H254ZM5 175L3 176V178H1L0 179V181L1 180H4L5 178ZM29 179H28V178ZM48 177V178H47ZM86 178L84 179V180H86L87 179V177L88 176H85ZM90 177V176H89ZM165 177H166V182H164L165 181ZM169 177V178H168ZM252 179H251V178ZM6 178H7V176H6ZM36 178V177H35ZM35 178H33V181H31L32 183L34 182V180H35ZM128 178V179H127ZM162 178V179H161ZM177 178V179H176ZM249 178V179H248ZM169 179V180H168ZM256 179V180H255ZM75 180V179H74ZM74 180H72V183L74 182L75 183V181ZM90 180V178H88V180H86V181H89ZM181 180V181H180ZM247 180V181H246ZM254 180V181H253ZM22 181H24V180H22ZM44 181H46V182H44ZM69 181L70 180H65L64 182L66 183V182H68L67 184H69ZM227 181H229V182H227ZM234 181V182H233ZM4 182H5V180H4ZM30 182V183H31ZM50 182V183H49ZM62 182V181H61ZM77 182V181H76ZM89 182H91V181H89ZM177 184H176V183ZM237 182V183H236ZM239 182H242V184L241 183H239ZM244 182H246L245 184H243ZM249 182H251V183H249ZM260 182V183H259ZM45 183V184H44ZM63 183V182H62ZM70 183H71V181H70ZM174 183V184H173ZM221 183V184H220ZM232 183V184H231ZM2 184H3V182H2ZM2 184H0V197L2 196L3 198H5V200L1 197V199L2 200H4V201H1V199H0V201L1 202H5L4 204L5 205H7V201L8 200H10V202L11 203H8V204H14V203H16L17 202V200H16V202H15V197L14 198H12L11 199V195L10 196H8V194L10 193V191H8L7 192V190H5V188L7 187V185H4L3 184V188H2ZM5 184H6V182H5ZM50 184V185H49ZM174 185V186H172V187H169V186H171V185ZM30 185V184H29ZM32 185V184H31ZM29 186V187H31V188H33V186ZM33 185H35L34 183H33ZM49 185V186H48ZM163 185V186H162ZM169 185V186H168ZM176 185V186H175ZM184 185H186V186H184ZM233 185V186H232ZM240 185H242V187L240 186ZM246 185V186H245ZM258 185V186H259ZM5 186V187H4ZM162 186V187H161ZM164 186H165V188H164ZM179 186H180V188H179ZM238 186V187H237ZM239 186H240V188H239ZM90 187H92V186H90ZM167 187H169V188H167ZM185 187V188H184ZM188 187V188H187ZM214 187V188H213ZM217 187V188H216ZM229 187V188H228ZM247 187V188H246ZM250 187H251V185H250ZM262 187V186H261ZM260 187V188H261ZM52 187H50L49 189L47 188L46 189V187H44V189L43 190H34V188L33 189H30L28 192H29V194H28V196H29V198H27V200H29V201H26L25 202V204H23V206H25V207H21V209L18 211V213L19 214H21V217H20V215H19V217H18V215L16 216L15 214H12V213H15V212H12L11 211V209H10V211L8 212V211H6V210H8V208L9 207H7L6 208V210H5V212H7V213H2V215L0 214V218H1V216H4V215H8V216H4L5 218H6V220H8V225H7V223H6V226L8 227V229H11V227H12V230L14 229V227L15 226H18V227H15V228H17V229H14L13 231H15L14 233H16L17 231H19V230H21L22 229V227H23V225L21 224V226L19 227V225H20V223H19V219H21L22 218V216L26 213V212H24L23 213V211H28L29 209L31 210L33 207L35 208L36 206L38 207V209H40V210H43V209H50L52 212H53V210L56 212L57 211V213H56V215H58L57 216V218H55L56 220H57V222H60V224H59V226L61 227L60 228V231L58 232V236H60V238H58V240H61L60 242L61 243H64V244H66V243H69V244H71V242H75V241H77L76 239H77V237H78V235H79V233H83V235L85 234H87V232H88V230H89V228L87 227V226H84L81 222H79V223H77V222H75L74 223V221H72V223H74V224H72L71 223V221L69 220L70 218H65L64 216H62V215H60L61 213L58 211V210H55V208H56V206H54V204H56V202H54L53 200H55L56 198H57V196H59V193H58V191L57 190H52L51 189ZM179 188V189H178ZM182 188V190L180 191V189ZM235 188V189H234ZM237 188V189H236ZM240 190H239V189ZM51 189V190H50ZM93 189L94 190H91L92 192L91 193H96V191H95V188L93 187ZM166 189V190H165ZM169 191H168V190ZM170 189H173L172 190V193L170 192ZM243 189V190H242ZM244 189H247V190H244ZM2 190V191H1ZM4 190V191H3ZM12 191V190H11ZM32 191H34V192H32ZM37 191H39V192H36ZM175 191V192H174ZM222 191V192H221ZM261 191V190H260ZM14 191H12L10 194H12ZM31 192H32V194H31ZM173 192H174V194H173ZM180 192V193H179ZM224 195H223V194ZM261 193H264V189H262V192ZM176 194V195H175ZM220 194V195H219ZM226 194V195H225ZM180 195V196H179ZM222 195V196H221ZM6 196H8V197H10V199H6ZM27 196V197H28ZM161 196V197H160ZM183 196V197H182ZM224 196V197H223ZM226 196V197H225ZM33 197V198H32ZM35 197V198H34ZM182 197V198H181ZM220 197V198H219ZM31 198H32V201H31ZM160 198V199H159ZM181 198V199H180ZM223 198V199H222ZM224 198H225V200H224ZM226 198H228L227 200H230V203H229V201H228V203H229V205L228 204H226V205H224V204H222V202L223 203H226L227 202V200H226ZM13 199H14V203H12L13 202ZM127 199V200H126ZM162 199L163 200H165L164 202L166 203H164V202H162ZM202 199V200H201ZM216 199V200H215ZM219 199H221V200H219ZM73 201H74V199H72ZM132 200L134 201V202H132ZM146 200V201H147ZM161 200V201H160ZM183 200V201H182ZM184 200H185V202L187 203H185L184 202ZM188 200V201H187ZM213 200H214V202H213ZM222 200H224V201H222ZM233 200V201H232ZM30 201H31V203H30ZM73 201H72V203H71V206H73L72 204H73ZM176 201H177V203H176ZM181 201H182V203H181ZM203 201V202H202ZM216 201H219L218 203H220L219 205L220 206H216L217 205V202ZM226 201V202H225ZM33 202H35L36 204H34ZM52 202V203H51ZM155 203V204H157V205H159V203L161 202V205L160 206H153L152 205V203ZM159 202V203H158ZM201 202H202V204H201ZM209 203V204H207V205H211V202L212 203H215L216 202V204L215 205H213V206H215V207H213V208H211L209 211L207 210L206 212H209V214L208 213H203L204 214V216L202 215V213L201 212H204L205 211V206H204V204L205 203ZM235 204H237L239 207H241L242 209H240V208H238V210L240 209V210H242V213H243V211L244 210H246V211H249L248 212V214L250 213V215L252 216V218L249 216V215H247L246 213H244L242 216H246V217H243L244 218V220H246L245 218H247V217H250L251 219H253V222H254V224H253V222H252V220L251 219H249L248 220V222H250L251 223V227H250V224L248 225L249 227H247L246 225L248 224H244L246 227H244V225H243V223H244V221H243V223L241 224V225H238V223H237V221H235V219H234V217L232 216L233 215V213L235 214V212L236 213H238L237 212V210L235 209H233L235 212H233L232 211V208H237L238 206L237 205H235ZM24 203V202H23ZM54 203V204H53ZM150 203V204H149ZM153 203V204H154ZM173 205H172V204ZM32 204H34V205H32ZM70 204V203H69ZM154 204V205H155ZM164 204H165V206H164ZM169 204H170V206H169ZM176 204V205H175ZM222 204V205H221ZM235 205V207L233 206V205ZM27 205H30V207L29 206H27ZM33 207H32V206ZM53 207H52V206ZM178 205H182V209H183V206H184V211H182V213L184 212V217H181V216H183L181 213H179L180 211H178V209L180 210V206L178 207ZM188 205V206H187ZM206 205V204H205ZM0 206H1V204H0ZM20 206H22V205H20ZM50 206V207H49ZM141 206V205H140ZM178 208H177V207ZM202 206H203V208H202ZM223 206V207H222ZM229 206L231 207V208H229ZM262 206V207H261ZM40 207V208H39ZM46 207V208H45ZM55 207V208H54ZM58 207V206H57ZM138 207H139V209H138ZM158 209H157V208ZM159 207H161V208H159ZM164 207V208H163ZM167 207H169L168 208V213H167V211H166V209H167ZM173 208V210H172V208ZM221 207V208H220ZM26 208V209H25ZM33 208V210H35ZM54 208V209H53ZM138 209V211H136L137 209ZM154 210H153V209ZM174 208H175V210H174ZM176 208H177V211H176ZM216 208H218V210L216 209ZM24 209V210H23ZM28 209V210H27ZM53 209V210H52ZM58 209V208H57ZM152 209V210H151ZM160 210L159 212L160 213H158V211L156 212V210ZM165 209V210H164ZM215 209V210H214ZM203 210V211H202ZM21 211V212H20ZM50 211V212H51ZM151 211V212H150ZM153 211H155V212H153ZM161 211H164V213L165 214H163ZM175 211V212H174ZM216 211V212H215ZM10 212H12V213H10ZM51 212V213H52ZM55 212H53V213H55ZM60 214H59V213ZM145 212H147L146 213V216H145ZM172 212V213H171ZM176 212H178L179 213V215L181 214V216H178L177 214H176ZM212 212H214V213H212ZM230 212H232V213H230ZM245 212V211H244ZM87 213V215H88V212H86ZM152 213H154V214H156L157 213V216L156 215H154V214H152ZM162 213V214H161ZM232 214V215H230V214ZM240 213V212H239ZM16 214H17V212H16ZM23 214V215H22ZM38 214V213H37ZM160 214H161V216H160ZM166 214H167V216H166ZM169 214V215H168ZM171 214H174V215H172L171 216ZM188 214V215H187ZM197 214H200L199 215V217L202 215V217L201 218H203V217H205L204 219H203V221H205L206 222V220H208V222H206L211 228H212V226H216V228H214L215 229V231L217 230V231H220V230H224L225 229V232L228 230V234H229V232H230V235H232V236H235V234H237L236 236H237V238L239 239V241H238V239H237V241H236V245L233 243V242H231V244L232 245H230L229 244V242H230V240L227 242L226 240H224L225 238H223L222 236L223 235H220L219 234V237H217L216 235H213L212 234V237H214V236H216V238L214 237V238H212L211 237V234H208L209 233V231L211 230V229H209L208 227L206 228V227H204L206 230H204V228L202 229V230H200L202 227H203V225L201 224V228L198 226V229H199V232H198V229L196 230V226L195 227H193L192 225H194V224H192L191 226H190V223L192 222V223H194L193 221H194V215H195V217L196 216H198ZM13 215V216H12ZM96 215V214H95ZM142 215V216H141ZM143 215L145 216L144 218H143ZM165 215V216H164ZM176 215V219L174 218V216ZM229 215H230V217H229ZM36 216H37V218H36ZM36 216H33V218L35 219L36 218V220H38L39 218H38V215H36ZM104 216V217H103ZM156 216V217H155ZM160 216V217H159ZM4 217H2V218H4ZM7 217H8V219H7ZM10 217V218H9ZM12 217V218H11ZM53 217V219H54V217H56L55 215L54 216H52ZM100 218H102V220L103 221H105V224H104V222H103V225L105 226V225H107V223H106V220H104V218L106 217V219L108 220L107 222H109V223H111L112 221H110L112 218H107V217H109L107 214H106V216L104 215V214H100V216H99ZM151 216L149 217H147V219L149 218V219H151L152 218ZM175 219V221L176 222H174V220H173V218ZM207 217V218H206ZM231 217H233V219H234V221L236 222V224H235V222L234 223H229L231 220H229L228 218H230V219H232ZM1 218V219H2ZM14 218V219H13ZM16 218V219H15ZM17 218H19V219H17ZM143 218V219H142ZM154 218H152L153 220H155ZM189 218V219H188ZM194 218V219H193ZM9 219H12V221H9ZM64 219V220H63ZM65 219L66 220H68V221H65ZM116 219H118V218H115V220ZM148 219V220H149ZM158 219V220H159ZM170 219H172V220H170ZM188 219V220H187ZM232 219V220H233ZM248 219V218H247ZM16 220H17V222H16ZM59 220V221H58ZM63 220V221H62ZM101 220V219H100ZM139 220L137 221L136 220V223H135V221H134V223L135 224H137V222H138V224H139ZM145 220V219H144ZM143 220V221H144ZM170 220V221H169ZM178 220H179V222H178ZM185 221L186 220V222H180V221ZM213 220V221H212ZM117 221H119V220H117ZM150 221V220H149ZM209 221L213 224V225H211L210 223H209ZM9 222L11 223V225H9ZM39 222V221H38ZM102 222V221H101ZM173 223L174 222V224L176 225L177 224V222H178V225H179V223H180V225L183 227H181L180 225H179V227L180 228H178V226H176V227H174L173 225L174 224H172V227H173V229L170 227L171 225H170V223ZM231 222H233V221H231ZM245 222H247V221H245ZM16 223H18V224H16ZM108 223V224H109ZM186 224V225H184V224ZM258 223V224H257ZM16 224V225H15ZM137 224V225H138ZM228 224V225H227ZM230 224V225H229ZM233 224H235V225H233ZM15 225V226H14ZM189 227H188V226ZM217 225H218V228H217ZM220 225V226H219ZM237 225V226H236ZM254 225H256L255 227H254ZM259 225H260V227H259ZM10 226V227H9ZM71 226H72V228H71ZM104 226H103V228H101L102 230L99 232L100 234L101 233H103L104 231L106 232V234H107V231H108V234L110 233L109 231H110V229L109 230H106V229H108L109 227H110V225H107L108 226V228L107 227H105L104 228ZM184 226H187V227H184ZM222 226H224L225 228L224 229H221V228H223ZM230 226V227H229ZM231 226H232V228H233V230L231 231ZM240 227V229H238L237 227ZM221 227V228H220ZM228 227V228H227ZM259 227V228H258ZM19 228H21V229H19ZM85 228H86V230H85ZM174 228H175V230H174ZM177 228V229H176ZM182 228V229H181ZM184 228H189V229H187V230H189L188 232H186L185 233V231H187L186 229H184ZM195 228V229H194ZM220 228V229H219ZM230 228V229H229ZM239 230V231H237L235 234H234V231H236L237 229ZM242 228V229H241ZM247 228V229H246ZM262 228V229H261ZM180 229V230H179ZM184 229V230H183ZM195 231L196 230V232H194L193 230ZM209 229V231H208V233H207V230ZM243 229H245V231L243 230ZM250 229H251V231H250ZM255 231V229H256V231H259L258 232V234H259V236H258V234H256L257 232L255 231H253V230ZM258 229V230H257ZM17 230V231H16ZM191 230V231H190ZM173 231V232H172ZM180 231V232H179ZM184 231V232H183ZM194 232L196 235H197V233H198V235L199 234H201V235H199V237H198V239L200 238V239H203L205 236V238H204V242H202V241H200V242H202L203 244H201L199 241L197 242V243H195L196 242V237L194 238L193 236H195L194 235V233H192L193 234V236H191V232ZM203 231V232H202ZM241 231V232H240ZM250 231V232H249ZM61 232V233H60ZM105 232L102 234V235H104L105 234ZM184 234H183V233ZM190 232V233H189ZM202 232V233H201ZM206 232V234H203V233H205ZM211 232V231H210ZM254 234H253V233ZM178 233H180V234H178ZM188 233H189V235H188ZM227 233V232H226ZM240 233V234H239ZM242 233V234H241ZM55 234H56V232H55ZM60 234V235H59ZM173 234H175V237H176V239H175V237L174 238H172V236H174ZM185 234H187L186 236H185ZM33 235V234H32ZM32 235H31V237H32ZM204 235V236H203ZM240 235V236H239ZM252 235V236H251ZM253 235H254V237H253ZM34 236V235H33ZM57 236V235H56ZM62 236V237H61ZM100 236V235H99ZM130 236H131V234H130ZM177 236H179V237H181V238H178ZM187 236H191V238L190 237H187ZM209 236V237H208ZM37 237V235L35 236V237H32L33 239H31L32 241H34V239ZM187 237V239H185ZM193 237V238H192ZM201 237H203V238H201ZM221 237V238H220ZM29 238H30V236H29ZM27 239V240H29L30 241V239ZM127 238H128V236L126 237H123V239L124 240H126V242H127ZM212 238V239H211ZM232 238V237H231ZM256 238H258V240L259 241H257V239ZM94 239H95V237H94ZM192 239H195V240H192ZM199 239V240H200ZM254 239V240H253ZM255 239H256V241H255ZM123 240V241H124ZM174 240H176L175 242H174ZM187 240H189V241H187ZM190 240H191V242H190ZM261 240V241H260ZM183 241V242H182ZM185 241H187V243H189V244H184L185 243ZM195 243H193V242ZM221 241V242H220ZM224 241L226 242V243H224ZM125 242V241H124ZM170 242V243H169ZM173 242H174V244H173ZM238 242V243H237ZM257 242H259L258 244H260V247H261V251H259V252H257V250L260 248L259 247V245L257 244ZM28 244H26V245H30L29 244V242H27ZM30 243H32L31 241H30ZM194 245H193V244ZM205 243H206V245H205ZM244 243V244H243ZM170 244V245H169ZM182 247V245H183V247H184V245H185V248H181L179 245ZM196 244H197V246H196ZM222 244H224L223 246L225 247V248H227L228 250H231L232 252H228V250L225 252V254L223 253L222 254V256H221V254L219 255V257H217V251H216V248H215V245H217V246H219V245H222ZM243 244V245H242ZM247 244V245H246ZM257 245V247H256V245ZM262 244V245H261ZM173 245V246H172ZM199 245H201L202 246V249H200V246ZM231 247H230V246ZM254 247H253V246ZM7 246L9 247V244H7ZM7 246H5V247H7ZM162 246V245H161ZM162 246V247H163ZM196 246V247H195ZM199 246V247H198ZM204 246V247H203ZM213 246V247H212ZM250 246H252L251 247V249H250ZM7 247V248H8ZM164 247L163 248H161V249H164ZM211 247V248H210ZM258 248L257 250H255L256 248ZM170 248H172V249H170ZM199 248V249H198ZM231 248V249H230ZM3 249H4V247H3ZM205 249V250H204ZM215 249V250H214ZM168 250V252H166ZM177 250V251H176ZM179 250V251H178ZM181 250V251H180ZM184 250V251H183ZM201 250V251H200ZM4 252L3 253H5L6 251H5V249L3 250ZM163 251V250H162ZM186 251V252H185ZM247 251V252H248ZM110 251H108L107 250V252L105 251V253H102V254H99V255H97L96 254V252L93 254L92 253V255L93 256H90L91 254H89V257H86V258H88V259H96V260H98V258H99V260H101L102 261V257L104 256L103 254H107L106 256H108V257H104L105 259L106 258H109V255H110V253H109ZM176 252V253H175ZM178 252V253H177ZM55 253L56 254H58L59 255V257L65 262V261H67V260H70V262H72V264H81V263H83L82 261L83 260H86V259H84V258H81L80 257V255L79 254H68V253H66V252H59V253H57L56 251H55ZM215 253V254H214ZM233 253V254H232ZM255 253V254H256ZM109 254V255H108ZM227 254H229V256H225V255H227ZM75 255V256H74ZM102 255V256H101ZM173 255H176V256H173ZM225 257H224V256ZM235 255V256H234ZM242 255V256H241ZM111 256V255H110ZM170 256V255H169ZM205 256H206V258H205ZM221 256V257H220ZM230 256H231V258H230ZM241 256V257H240ZM243 256H245V257H243ZM44 257V256H43ZM92 257V258H91ZM93 257H97V258H93ZM173 257V258H172ZM229 257V258H228ZM104 258H103V260H104ZM111 258H114L113 256H111ZM172 258V259H171ZM221 258V259H220ZM227 258V259H226ZM44 259V258H43ZM45 259H47V258H45ZM44 259V260H45ZM231 259H233L232 261H231ZM48 260V259H47ZM47 260H45L46 261V264H47ZM93 260V261H94ZM216 260V259H215ZM127 261V260H126ZM128 261H129V259H128ZM128 261L126 262V263H128ZM210 261V262H209ZM211 261H212V263H211ZM217 261V260H216ZM262 261H264V260H262ZM261 261V262H262ZM129 262H131V261H129ZM209 262V263H208ZM219 262H217V263H215V261H214V264H218ZM245 262V263H244ZM41 263H43V264H45L44 263V261L42 260V262H40V264ZM219 263V264H220ZM14 264H19L18 262H14ZM63 264H66V263H63ZM70 264V263H69ZM84 264V263H83ZM129 264H131V263H129ZM196 264V263H195ZM262 264H264V262H262Z\"/></svg>",
    "mask_w": 264,
    "mask_h": 264
},
{
    "label": "bare ground",
    "instance_id": "bare-ground-1",
    "mask_svg": "<svg viewBox=\"0 0 264 264\" xmlns=\"http://www.w3.org/2000/svg\"><path fill=\"white\" fill-rule=\"evenodd\" d=\"M116 1V0H115ZM122 1V0H121ZM131 1V0H130ZM143 1V0H142ZM157 1V0H156ZM155 1V2H156ZM160 1V0H159ZM177 1V0H176ZM184 1V0H183ZM182 1V3H184ZM196 1V0H195ZM262 1V2H261ZM117 2V1H116ZM124 2V1H123ZM128 2V1H127ZM152 2V1H151ZM151 2H150V0H149V2L148 3H150L149 5H151ZM154 2V1H153ZM168 2V1H167ZM186 2V1H185ZM188 2V1H187ZM186 2V3H187ZM50 3V2H49ZM59 3V2H58ZM78 3V2H77ZM100 3V2H99ZM126 3V2H125ZM132 3H133V1H132ZM135 3V2H134ZM147 2H146V4H148ZM158 3V2H157ZM156 3V4H157ZM174 3V2H173ZM178 3L179 2H177V4L176 5H174V6H178ZM180 3H181V1H180ZM190 4H191V6L190 5H188V7H187V4H186V6L185 7H187V8H185V7H182V6H184L185 4H181L182 6H180L179 5V7L180 8H176V7H174V6H172L173 8H175V9H180V11H179V13H178V15H179V18L178 19H176L177 21H175L174 20V22H177L178 23V25L179 24H182V23H188L190 26H192V23L195 25H193L194 27L193 28H191V27H189V28H187L186 26H188V25H183V27L185 26L187 29V31L186 32H180L183 36H184V34H192L193 35V33H195V32H197V31H199L200 32V34L202 35L203 34V36H204V34L206 35V37L204 38L203 36V38H204V40H202L203 41V43L202 42H199L201 45V54H199L200 56H202V58H198L199 60L200 59H202L203 60V67L201 66V69H200V71L199 72H201V73H199L198 72V74L202 77V79H203V91H204V95H203V98H205V100L207 99H209V97H207V96H209L210 94H209V92H210V89H211V87H212V90L213 89H215L217 92H213V91H215V90H213L212 92L213 93H216L217 94V96H219V95H223L222 97H224V95H226V94H228L229 92H231V93H233V94H235L236 93V90H237V86L238 85H235V83L236 84H239V87L240 86H242V88H246L247 89V91H250L251 93H255V92H258V93H260L261 95L260 96H264V95H262V94H264V6H260V5H262V3H264V0H197V3L194 5H192V2L190 1L189 2ZM84 4V3H83ZM92 4V3H91ZM136 4H137V2H136ZM141 5L142 4H144V1H143V3H140ZM139 4V5H140ZM146 4H145V6H146ZM159 4V3H158ZM165 4V3H164ZM45 5V4H44ZM74 5H75V3H74ZM78 5V4H77ZM90 5V4H89ZM98 5V4H97ZM104 5V4H103ZM128 5V4H127ZM133 5V4H132ZM135 5V4H134ZM138 5V4H137ZM136 5V6H137ZM162 5H163V3H162ZM168 5L169 4H167V5H165V6H167L168 7ZM84 6V5H83ZM111 6V5H110ZM109 6V7H110ZM118 6V5H117ZM136 6H135V8H136ZM156 6V5H155ZM160 6H161V4H160ZM171 6V5H170ZM44 7H46V5L44 6ZM78 7V6H77ZM96 7V6H95ZM101 7H103V6H101ZM108 7V8H109ZM120 7V6H119ZM134 7V6H133ZM142 7V6H141ZM144 7V6H143ZM148 7V6H147ZM149 7H151V6H149ZM152 7H154V6H152ZM159 7V6H158ZM157 7V8H158ZM164 7V6H163ZM162 7V8H163ZM90 8V7H89ZM106 8V7H105ZM130 8H131V6H130ZM155 8V7H154ZM154 8H146V11L148 10V11H150V9L151 10H153ZM166 8V7H165ZM169 8V7H168ZM167 8V9H168ZM182 8V9H181ZM183 8L185 9V10H183ZM45 9V8H44ZM42 10V11H45V10ZM80 8L78 7V10H79ZM82 9V8H81ZM96 9V8H95ZM104 9V8H103ZM144 8H142V10H143ZM170 9H171V11L173 10V13H174V11H175V9H172L171 7H170ZM5 10V9H4ZM109 10V9H108ZM114 10H115V8H114ZM131 10V9H130ZM130 10H127V13H130V12H128V11H130ZM134 10H136V9H134ZM155 10V9H154ZM157 10H162V9H157ZM41 11V12H42ZM67 11V10H66ZM81 10H79V12H80ZM111 11V10H110ZM121 11V10H120ZM137 11V10H136ZM139 11V10H138ZM146 11H145V13H146ZM168 12H169V9L167 10ZM170 11V14L172 13ZM6 12H9V11H6ZM5 12V13H6ZM53 12H55L54 10H53ZM101 12V11H100ZM108 12V11H107ZM114 12V11H113ZM116 12V11H115ZM135 12V11H134ZM176 12V11H175ZM75 13H77V12H75ZM81 13V12H80ZM80 13H77V14H80ZM97 13V12H96ZM112 13V12H111ZM131 13H132V11H131ZM136 13V15H137V12H135ZM141 13H144V11H140V14L139 15H141ZM153 13V12H152ZM159 13H162V12H159ZM1 14V13H0ZM7 14V13H6ZM10 14V13H9ZM8 14V15H9ZM41 14V13H40ZM43 14H44V16H45V13L43 12ZM87 14H88V12H87ZM150 14H151V11H150ZM154 14H156V11H155V13ZM163 14H167V12L165 11ZM175 14V13H174ZM47 15V14H46ZM53 15H54V13H53ZM84 15V14H83ZM99 15H101V13H99ZM98 15V17H100L101 18V16H99ZM107 15V14H106ZM126 15V14H125ZM129 15V14H128ZM146 15H147V13H146ZM159 15V14H158ZM168 16H169V13L167 14ZM177 15V16H178ZM41 16V15H40ZM48 16V15H47ZM75 16H77V15H74V17ZM81 16H82V13H81ZM86 16H88V15H86ZM86 16H83V18L84 17H86ZM105 16V15H104ZM104 16L102 17V19H103V22H105L104 21ZM108 16V15H107ZM110 16V15H109ZM121 16V15H120ZM135 16V15H134ZM143 16H144V14H143ZM142 16V17H143ZM149 16V15H148ZM150 16H152V15H150ZM149 16V17H150ZM154 16H156V15H154ZM160 16V15H159ZM158 16V17H159ZM163 16H165V15H163ZM174 16V15H173ZM51 17V16H50ZM53 17V16H52ZM51 17V18H52ZM56 17V16H55ZM63 17V16H62ZM74 17H72V18H74ZM80 17V16H79ZM139 17V16H138ZM142 17L140 16V19H142ZM145 17V19H146V17L147 16H144ZM153 17V16H152ZM157 17V16H156ZM155 17V18H156ZM158 17H157V22H158ZM170 17V16H169ZM168 17V18H169ZM172 17V16H171ZM41 18V17H40ZM42 18H44V17H42ZM48 18V17H47ZM51 18H49V19H51ZM80 19V20H85V19ZM93 18V17H92ZM100 18H99V20H100ZM109 18V17H108ZM111 18V17H110ZM113 18H115V17H113ZM154 18V17H153ZM161 18H162V16H161ZM160 18V19H161ZM165 18V17H164ZM167 18V17H166ZM173 18H176V15H175V17H173ZM45 19V18H44ZM48 19V20H49ZM74 19H76V18H74ZM79 18H77V20H75V21H79L78 20ZM98 19V18H97ZM96 19V20H97ZM101 19V20H102ZM122 19V18H121ZM139 19V18H138ZM150 19H152L151 17H150ZM150 19H149V21H150ZM163 19V18H162ZM47 20V19H46ZM47 20V21H48ZM62 20H64V19H62ZM71 20V19H70ZM69 20V21H70ZM99 20H97V21H95V24L96 25H107V23L105 22V23H101V22H99L98 23V21ZM118 20V19H117ZM124 20H126V19H124ZM133 20V19H132ZM136 20H137V18H136ZM147 20H148V17H147ZM146 20V21H147ZM154 20V19H153ZM153 20H152V22H153ZM167 20V19H166ZM169 20H171V19H169ZM173 20V19H172ZM1 21V20H0ZM47 21H44V22H47ZM51 21V20H50ZM55 21V20H54ZM74 21V20H73ZM92 21V20H91ZM119 21H121V20H119ZM144 21V20H143ZM71 22V21H70ZM80 22H82V21H80ZM85 22H88V21H85ZM111 22V21H110ZM112 22H113V20H112ZM130 22V21H129ZM132 22V21H131ZM135 22H137V21H135ZM142 22V21H141ZM155 22V21H154ZM159 22H160V20H159ZM158 22V23H159ZM163 22V21H162ZM174 22H173V24H174ZM2 23H3V21H2ZM1 22H0V24H2ZM19 22H17V19H16V21H15V24H18ZM36 23V22H35ZM43 23V22H42ZM61 23V22H60ZM60 23H55V24H60ZM118 23V22H117ZM139 23V22H138ZM172 23V22H171ZM176 23V24H177ZM14 24V25H15ZM51 24H52V22H51ZM66 24V23H65ZM69 24H71V23H69ZM76 24V23H75ZM74 24V25H75ZM85 24V23H84ZM84 24H80V25H84ZM92 25H93V23H91ZM109 24V23H108ZM146 24V26H148L147 25V23H145ZM148 24H149V22H148ZM153 24H155V23H153ZM160 25L162 24V23H159ZM168 24H170L169 22H168ZM168 24H167V26H168ZM173 24H172V27H173ZM175 24V25H176ZM7 25V24H6ZM18 25H21V24H18ZM18 25H16L17 26V28H18ZM43 25V24H42ZM46 25V24H45ZM48 25H50V24H48ZM105 25V26H106ZM124 25V24H123ZM131 25V24H130ZM135 25H138V24H135ZM150 25V24H149ZM163 25V24H162ZM171 25V24H170ZM2 26V25H1ZM3 26H4V24H3ZM54 26V25H53ZM59 26V25H58ZM57 26V28L58 29H56V26H54V28L53 27H49V26H45V28H44V32H43V34L45 35V34H67L66 32H65V30L64 31H62V29L60 30V27H58ZM62 26V25H61ZM64 26V25H63ZM85 26L87 27V29H88V25L87 24H85ZM84 26V28H86ZM97 26V27H98ZM121 26V25H120ZM133 26V24L131 25V27ZM142 26V25H141ZM165 26V25H164ZM33 27V26H32ZM40 27H41V25H40ZM66 27V28H65ZM64 27V29H67L68 27H67V24H66V26ZM102 27H104V26H102ZM137 27V26H136ZM144 27V26H143ZM152 27H154V25L152 26ZM160 27V26H159ZM171 27V26H170ZM175 27V26H174ZM179 27V26H178ZM181 27V26H180ZM180 27H179V29H180ZM1 28V27H0ZM8 28H9V26H8ZM13 28V27H12ZM16 28V29H17ZM20 28V27H19ZM24 28V27H23ZM23 28H22V30H23ZM42 28V29H43ZM76 28V27H75ZM74 28V29H75ZM83 27H82V29H77V30H79V31H83L82 33H84L87 29H84ZM92 28V27H91ZM90 27H89V29H88V32L90 31V29H91ZM101 28V27H100ZM106 28H108V27H106ZM104 29L105 31L107 30V29ZM134 28V27H133ZM148 28V27H147ZM147 28H146V30H147ZM150 28V27H149ZM155 28L156 27H154V28H152V29H154V31H155ZM158 28V27H157ZM156 28V29H157ZM163 27H160V29H162ZM164 28H166V27H164ZM168 28V27H167ZM176 28V27H175ZM3 29H5V27L3 28ZM3 29H1L2 31H3ZM11 29V28H10ZM9 29V30H10ZM21 29V28H20ZM19 29V30H20ZM25 29V28H24ZM36 29H38V27L36 28ZM84 29V30H83ZM93 29H95V27L93 28ZM92 29V30H93ZM108 29H110V28H108ZM123 29V28H122ZM135 29V28H134ZM140 29V28H139ZM169 29V28H168ZM171 29H173V28H171ZM178 29V28H177ZM70 29L68 28V30H67V32L69 31ZM91 30V31H92ZM96 30V29H95ZM100 30V29H99ZM137 30V29H136ZM144 30V29H143ZM142 30V31H143ZM149 30V29H148ZM147 30V31H148ZM165 30V29H164ZM170 30V29H169ZM174 30H176V29H174ZM2 31H0V32H2ZM11 31V30H10ZM15 31V30H14ZM25 31H27V29L25 30ZM25 31H22L23 32V35H24V33H27V32H25ZM31 31H34L33 29H29V33L31 32ZM75 30H73V32H74ZM89 32V33H93V31L92 32ZM97 31V30H96ZM96 31H94L96 34H98L99 35V33H102L101 31H98V33L96 32ZM104 31V32H105ZM108 31V30H107ZM116 31V30H115ZM128 31V30H127ZM157 31H158V29H157ZM160 31V30H159ZM165 31H167V30H165ZM172 32H173V30H171ZM182 31V30H181ZM183 31H185L184 29H183ZM4 32V31H3ZM9 32V31H8ZM16 32V31H15ZM18 32V31H17ZM87 32V31H86ZM87 32V33H88ZM133 32V31H132ZM140 32V31H139ZM138 32V33H139ZM149 32V31H148ZM6 33H7V31H6ZM12 32H10V34H11ZM35 33V32H34ZM40 33H41V31H40ZM76 33V32H75ZM74 33V34H75ZM80 33V37L78 38V35L76 36L75 35V37H77V38H75L74 36H70L69 34L68 35H65V39L63 38V36H62V38L64 39L63 41H67V43L69 44V45H72V46H75V45H77V42H80V43H82L84 40H86L87 38H88V36L87 35H90V34H87L86 35V33L85 34H82L81 32H79ZM78 32H77V34H79ZM107 33V32H106ZM120 33V32H119ZM124 33V32H123ZM160 33H162V32H160ZM198 33V32H197ZM9 34V35H10ZM28 34V33H27ZM70 34H72V33H70ZM95 34V35H96ZM103 34V33H102ZM150 34V33H149ZM152 34H153V32H152ZM156 34V33H155ZM158 34V33H157ZM0 35H3V33L2 34H0ZM9 35H8V37H9ZM13 35V34H12ZM26 35V34H25ZM42 35V34H41ZM85 35L87 36V38L85 37ZM93 35V34H92ZM143 35V34H142ZM178 36H179V32H178V34H177ZM187 35V36H188ZM30 36V35H29ZM49 36V35H48ZM54 36V35H53ZM59 36H61V35H59ZM82 36L84 37V38H86V39H84V40H82L81 38H82ZM97 36V35H96ZM96 36H94V37H96ZM146 36V35H145ZM148 36V35H147ZM177 36V37H178ZM182 36V37H183ZM191 36V35H190ZM4 37H6V34H5V36ZM11 37H13V36H11ZM11 37H9V40H10V38ZM15 37H17V35L15 36ZM22 37V36H21ZM43 37H46V36H43ZM55 37V36H54ZM169 37V36H168ZM185 37H186V35H185ZM201 36H200V38H202ZM210 37V38H209ZM2 38V37H1ZM18 38V37H17ZM23 38V37H22ZM61 38V37H60ZM61 38V39H62ZM105 38V37H104ZM103 38V39H104ZM138 38V37H137ZM155 38V37H154ZM180 38V37H179ZM187 38H190V37H187ZM198 38H199V36H198ZM202 38V39H203ZM12 39V38H11ZM21 39V38H20ZM49 39H50V36H49ZM49 39H47V41H49ZM53 39L54 38H52L51 40L53 41ZM92 39V38H91ZM99 39H100V37H99ZM112 39V38H111ZM150 39V38H149ZM157 39H159V38H157ZM181 39V38H180ZM179 39V40H180ZM191 39V38H190ZM209 39H211L210 41H209ZM1 40V39H0ZM27 40H29V39H27ZM26 40V41H27ZM44 40V39H43ZM50 40V41H51ZM55 40H57V39H54V41ZM96 40V42L98 41V37H97V39H95ZM138 40V39H137ZM182 40V39H181ZM193 40V39H192ZM192 40H190V41H192ZM200 40V39H199ZM13 41V40H12ZM62 41V42H63ZM88 41H89V38H88ZM94 41V40H93ZM99 41H101V39L99 40ZM116 41V40H115ZM184 41V40H183ZM194 41V40H193ZM198 41V40H197ZM6 42V41H5ZM87 42V41H86ZM95 41H94V43H91L94 47H98V44L96 43ZM104 42V41H103ZM106 42V41H105ZM119 42V41H118ZM189 42V41H188ZM188 42H184V43H188ZM3 43V42H2ZM9 43V42H8ZM22 43H24V42H22ZM38 43V42H37ZM48 43V42H47ZM50 43V42H49ZM53 43V42H52ZM56 43H57V41H56ZM65 42H63V43H60V44H62V45H67V43L66 44H64ZM100 44L102 43V42H99ZM145 43V42H144ZM165 43V42H164ZM7 44V43H6ZM14 44V43H13ZM27 44H28V42H27ZM26 44V45H27ZM30 44H32V43H30ZM57 44H59V43H57ZM56 44V45H57ZM90 44V45H91ZM96 44H97V46H96ZM100 44H99V46H100ZM126 44V43H125ZM147 44V43H146ZM196 44V43H195ZM3 45V44H2ZM2 45H0V46H2ZM10 45H11V43H10ZM19 45V43H17V46ZM23 45V44H22ZM21 45V46H22ZM36 45V44H35ZM44 46H45V44H43ZM55 45V46H56ZM61 45V46H62ZM86 45V44H85ZM87 45H89V44H87ZM86 45V46H87ZM88 46L89 48L90 47H92V45L91 46ZM138 45V44H137ZM141 45V44H140ZM158 45V44H157ZM165 45H167V44H165ZM192 45V44H191ZM194 45V44H193ZM4 46V45H3ZM11 46H13V45H11ZM51 46V45H50ZM63 46V47H64ZM80 46V45H79ZM85 46V47H86ZM135 46V45H134ZM144 46H146V45H144ZM154 46V45H153ZM190 46V45H189ZM196 46V45H195ZM210 46H211V48H210ZM7 48H8V45L6 46ZM10 47V46H9ZM14 47V49H8V51H11L10 53L12 54V52L13 53H16V54H12L11 56H10V53L8 54L6 51L4 52V51H2L1 50V48L4 50V48L3 47H0V61H1V63H2V61H4L5 59H8L9 57L8 56H10V58L12 59V62H14L15 61V59H16V61L18 60V62H20V63H26V62H28L29 61V59H28V57H27V61H25L26 59H25V56L24 55H22V51L20 50L19 52H17L18 51V49H20V48H18V47H16L15 45L13 46ZM27 47V46H26ZM33 47H35V46H33ZM38 47H39V45H38ZM52 47V46H51ZM76 47V46H75ZM82 47H84V44H83V46ZM102 47V46H101ZM106 47V46H105ZM123 47V46H122ZM186 47V46H185ZM194 47V46H193ZM198 47V46H197ZM23 48H25V47H23ZM36 48V47H35ZM70 48H72V47H70ZM69 48V49H70ZM77 48V47H76ZM134 48V47H133ZM135 48H137V47H135ZM140 48V47H139ZM156 48V47H155ZM195 48V47H194ZM26 49V48H25ZM29 49V48H28ZM46 49V48H45ZM62 49V48H61ZM66 49V48H65ZM82 49V48H81ZM91 50H92V48H90ZM95 49V48H94ZM111 49V48H110ZM114 49V48H113ZM191 49H192V47H191ZM197 49V48H196ZM6 50V49H5ZM14 50V51H13ZM38 50V49H37ZM44 50V49H43ZM50 50V49H49ZM49 50H48V53H49ZM85 50V49H84ZM36 51V50H35ZM54 51H56V50H54ZM76 51V50H75ZM86 51V50H85ZM195 51V50H194ZM198 51V50H197ZM30 52V51H29ZM28 52V53H29ZM44 52V51H43ZM71 52V51H70ZM95 52H96V49H95ZM105 52V51H104ZM24 53H25V51H24ZM37 53H40V52H37ZM45 53V52H44ZM62 53V52H61ZM65 53V52H64ZM103 53V52H102ZM106 53H108V52H106ZM111 53V52H110ZM145 53V52H144ZM8 54V55H7ZM31 54H36V53H31ZM50 54V53H49ZM48 54V55H49ZM55 54H56V52H55ZM141 54V53H140ZM192 54V53H191ZM7 55V56H6ZM25 55H27V54H25ZM45 55V54H44ZM60 55V54H59ZM68 55H70V53L68 54ZM94 55H95V53H94ZM147 55V54H146ZM198 55V54H197ZM28 56H30V54L28 55ZM61 56V55H60ZM100 56H101V54H100ZM133 56V55H132ZM8 57V58H7ZM17 57H21L20 59L19 58H17ZM23 57H24V59H23ZM40 57V58H39ZM53 57V56H52ZM52 57L51 58H49V59H52ZM107 57V56H106ZM197 57V56H196ZM30 58V57H29ZM35 58V57H34ZM87 58V57H86ZM93 58V57H92ZM105 58V57H104ZM129 58V57H128ZM188 58H189V56H188ZM11 59H9V61L11 60ZM31 59V58H30ZM43 59H45V61H48L47 60V56L45 55V56H43V53H40V54H38V57H37V54H36V58L33 60V59H31V60H33L36 64L35 65H38L37 63L38 62H40V61H42ZM68 59V58H67ZM82 59H84L83 57H82ZM88 59V58H87ZM125 59V58H124ZM148 59V58H147ZM14 60V61H13ZM53 60V59H52ZM55 60V59H54ZM63 60H65V59H63ZM76 60H79V59H77L76 58ZM89 60V59H88ZM108 60V59H107ZM145 60H146V57H145ZM202 60H201V62H202ZM8 60H6V61H4V63L5 62H7ZM32 61V62H33ZM44 61V62H45ZM55 61H58V60H55ZM60 61V60H59ZM81 61V60H80ZM79 61V62H80ZM99 61V60H98ZM128 61V60H127ZM150 61V60H149ZM32 62H30V64L32 63ZM34 62H33V64H34ZM51 62H53V61H51ZM67 62V61H66ZM83 62V61H82ZM85 62V61H84ZM100 62H101V60H100ZM145 62H147V61H145ZM190 62V61H189ZM0 63V64H1ZM16 63V62H15ZM19 63V64H20ZM23 63V64H24ZM45 63H47V62H45ZM7 64H9V63H7ZM10 64H12L11 63V61H10ZM18 64V63H17ZM19 64H18V66H19ZM27 64V63H26ZM29 63H28V65H30ZM33 64L32 65H30V66H32L33 67ZM43 64V63H42ZM47 64H50L49 62L47 63ZM53 64V63H52ZM79 64V63H78ZM83 64V63H82ZM86 64V63H85ZM202 64V63H201ZM200 64V65H201ZM214 64V65H213ZM3 65V64H2ZM28 65H26V66H28ZM80 65V64H79ZM211 65H213V68H211L212 66ZM21 66H23V65H21ZM20 66V67H21ZM25 66V67H26ZM24 67V68H25ZM32 67H29V68H32ZM47 67V66H46ZM3 68H5V65H4V67ZM16 68V67H15ZM35 68V67H34ZM34 68H33V70H34ZM36 68H37V66H36ZM35 68V69H36ZM197 68V67H196ZM6 69H7V67H6ZM27 69H28V67H27ZM40 69V68H39ZM44 69V68H43ZM8 70H9V68H8ZM33 70H29L28 69V72L30 73V77L29 78H27V76L28 75H26V80H28L29 79V81H27V82H30L31 83V81L30 80H32V79H30V78H32V72H34ZM37 70V69H36ZM136 70V69H135ZM1 71V70H0ZM2 71H3V69H2ZM10 71V70H9ZM138 71V70H137ZM196 71V70H195ZM26 72H27V70H26ZM39 72V71H38ZM47 72H49V71H47ZM46 72V73H47ZM53 72V71H52ZM52 72H51V74H52ZM7 73V72H6ZM5 73V74H6ZM25 73V72H24ZM45 73V74H46ZM2 74V73H1ZM9 74V73H8ZM17 74H19V73H17ZM48 74V73H47ZM7 75V74H6ZM10 75V74H9ZM22 75V74H21ZM20 75V76H21ZM23 75H25V74H23ZM39 75V74H38ZM43 75V74H42ZM53 75V74H52ZM51 75V76H52ZM129 75V74H128ZM134 75H137L136 73L134 74ZM195 75H197V74H195ZM8 76V75H7ZM40 76V75H39ZM49 76V75H48ZM137 76H139V75H137ZM194 76V75H193ZM198 76V75H197ZM226 76L227 77H232V79L231 80H233V81H231V80H229V79H227L226 78ZM1 77H3V76H1ZM35 77H37V76H35ZM222 77V78H221ZM3 78H6V76L5 77H3ZM2 78V79H3ZM8 78L9 79H11L10 78V76H8ZM13 78V77H12ZM22 78H24V77H22ZM132 78V77H131ZM134 78V77H133ZM139 78V77H138ZM1 79V80H2ZM34 79V78H33ZM39 79V78H38ZM51 79H52V77H51ZM50 79V80H51ZM55 79V78H54ZM128 79V78H127ZM201 79V80H202ZM5 80V79H4ZM6 80H7V78H6ZM50 80H48V83H49V81ZM137 80V79H136ZM135 80V81H136ZM14 81H16V80H14ZM21 81V80H20ZM24 81V80H23ZM34 81V80H33ZM36 81V80H35ZM138 81V80H137ZM4 82V81H3ZM3 82H1V84H3V87H1V85H0V141L2 142V144L4 143V142H6L5 141V139L7 140L9 137L7 136V135H9L8 134V132L11 130L12 131V129H13V126H15L14 125V121L12 122V117H11V115H8V111L6 110L7 109V107L10 105L9 104V101H11V99H13V97L14 96H12V93H13V95H14V89H12V88H14V86H16V85H14V86H12V84H11V86H12V93H11V95H10V92H9V90H8V88L7 87H5V84L3 83ZM10 82H11V80H10ZM16 82H19L18 80L16 81ZM26 82V81H25ZM47 82V81H46ZM50 82H52V81H50ZM55 82V81H54ZM198 82V81H197ZM9 83V82H8ZM12 83H13V79H12ZM22 84H23V82H21ZM34 83V82H33ZM40 83V82H39ZM48 83H47V85H48ZM10 84V83H9ZM13 84H15V83H13ZM19 84V83H18ZM25 84V83H24ZM24 84H23V86H24ZM54 84V83H53ZM52 84V85H53ZM25 85H28V84H25ZM32 85H34V84H32ZM37 85V84H36ZM46 85V86H47ZM51 85V84H50ZM51 85V86H52ZM140 87H142V85H140V84H138ZM8 86V85H7ZM18 86V85H17ZM30 86V85H29ZM28 86V87H29ZM39 86V85H38ZM139 86H138V89L140 90L141 88H139ZM19 87V86H18ZM27 87V86H26ZM25 87V88H26ZM34 87V86H33ZM33 87H32V89H33ZM37 87V86H36ZM40 87H42L41 85H40ZM47 87H49V86H47ZM6 88V89H5ZM30 88V87H29ZM143 88H144V86H143ZM200 88V87H199ZM21 89V88H20ZM32 89H29V90H31L32 91ZM138 89H137V92L139 93V95H142L143 97L145 96V95H143L144 94V90L142 91V90H140V91H138ZM33 90H36L35 89V87H34V89ZM38 90V89H37ZM20 91V90H19ZM26 91V90H25ZM142 91V92H141ZM199 91V90H198ZM246 91V92H247ZM24 92V91H23ZM29 92V91H28ZM36 92H38V91H36ZM133 92H135V91H133ZM133 92H131L132 94H133ZM136 92V94H138ZM212 92H210V93H212ZM246 92H244V94L246 93ZM249 92V93H250ZM143 93V94H142ZM146 93V92H145ZM248 93V92H247ZM246 93V94H247ZM251 93L249 94V95H251ZM43 94V93H42ZM132 94H130V96H127L128 98L129 97H131V95ZM135 94V93H134ZM147 94V93H146ZM209 94V95H208ZM245 94V95H246ZM129 95V94H128ZM207 95V96H206ZM256 95H257V93H256ZM259 95V94H258ZM17 96V95H16ZM43 96V95H42ZM204 96H206V97H204ZM212 95H210V97H211ZM253 97H254V94L252 95ZM251 96V97H252ZM12 97V98H11ZM47 97V96H46ZM132 97H133V95H132ZM139 96L137 95L136 96V98H138ZM143 97H140V98H143ZM212 97H216V96H212ZM211 97V98H212ZM18 98V97H17ZM25 98H27V97H25ZM48 98V97H47ZM134 98H135V95H134ZM145 98V97H144ZM210 98V99H211ZM219 98H221V97H219ZM230 98V97H229ZM235 98V97H234ZM241 98V97H240ZM247 98V97H246ZM249 98H250V96H249ZM261 99H262V97H260ZM259 98V99H260ZM15 99V98H14ZM12 100V101H15V100ZM20 99V98H19ZM130 99V98H129ZM217 99H218V97H217ZM231 99V98H230ZM114 100V99H113ZM131 100H132V98H131ZM136 100V99H135ZM145 100V99H144ZM213 100V99H212ZM211 100V101H212ZM62 101L63 102H66L67 101V98H66V100L64 99H62ZM62 101L60 102V103H62ZM124 101H125V99H124ZM123 101V102H124ZM128 101V100H127ZM127 101H125L126 103H127ZM203 101H204V99H203ZM209 102H207V101H205V102H207V104L209 103H212L210 100H208ZM218 101V100H217ZM226 101V100H225ZM254 101V100H253ZM262 101V100H261ZM7 104H6V103ZM20 102V101H19ZM23 102H26L27 103V101H24V98H23ZM42 102V101H41ZM46 102H48V101H46ZM50 103H52L51 101H49ZM109 102H112V101H109ZM113 102H115L116 103V105H119L121 102H119V104H117L118 103V101L116 102L115 100L113 101ZM129 102H130V100H129ZM134 102V104H135V101H133ZM220 102V101H219ZM234 102V101H233ZM240 102V101H239ZM241 102H244V101H241ZM248 102V101H247ZM3 103V104H2ZM11 103V102H10ZM45 103V102H44ZM58 103V102H57ZM68 103H69V100L67 101V105H66V107L68 106ZM108 103V102H107ZM214 103V102H213ZM213 103H212V105H213ZM222 103H224V102H222ZM221 103V105H224V104H222ZM227 103H228V105H230L229 103H231V102H228L227 101ZM261 103V102H260ZM6 104V105H5ZM36 104V103H35ZM110 104V103H109ZM122 104V103H121ZM120 104V105H121ZM134 104H132V105H134ZM137 104V103H136ZM135 104V105H136ZM147 104V103H146ZM206 104V103H205ZM206 104V105H207ZM209 104L207 105V106H209ZM234 104V103H233ZM239 104V103H238ZM241 104V103H240ZM251 104V103H250ZM25 106H26V104H24ZM36 105H38V104H36ZM46 105V104H45ZM50 106H51V104H49ZM60 104H58V106H59ZM116 105L115 104H111V105H109V108L107 109L106 108V115L104 116V115H102V114H104V113H102L101 115H99L98 117H97V119H96V123L95 122H93V124H91V123H89V116L87 115V117H89L88 118V120L87 119H85V122L86 121H88L87 122V124H89L88 126L90 127L91 125V127H93V129L95 128V130H89V131H91V132H89L88 131V129H86V127H85V131L84 132H82L83 130H82V125H84L83 123L84 122H82V125H81V127H80V125H78L79 127H77V128H79V130H80V134H82V135H84V134H87L88 132H89V134H90V137H89V135L87 134V137H85V138H88L89 139V142H88V140L86 141V140H83V138L81 139L80 137L78 138V140L79 139H81V141H86V142H88L89 144L87 145V147H85V148H87V149H92V151L94 150V149H99V147L101 146V144L102 145H104L105 144V148H106V145H107V147H108V145H109V149L111 150V147L110 146H113L112 148H114V149H112V150H115L116 149V146L118 145H116V144H114V141L116 140H114L113 138H110V137H114V136H112V135H114L115 134V136L117 137V136H120L122 133H121V130H122V128H121V120H120V122L118 123V121H119V119H120V117L118 118V116H119V114L117 113V111H119L118 109H116L117 107H116ZM124 105V104H123ZM228 105H226V103H225V106L228 108ZM248 105V104H247ZM259 105V107H258V110L259 109H264V101H262V103L261 104H258ZM15 106V105H14ZM27 106H28V104H27ZM41 106H43V104L41 105ZM54 106L55 107H53V108H56V106H57V104H56V102H55V104H54ZM61 106H63V105H61ZM84 106V105H83ZM138 106V105H137ZM205 106V105H204ZM225 106H224V108H225ZM249 106V105H248ZM254 106V105H253ZM10 108H11V106H9ZM21 107H22V105H21ZM36 107V106H35ZM49 107V106H48ZM120 107V106H119ZM118 107V108H119ZM141 107V106H140ZM234 107V106H233ZM232 107V108H233ZM237 107V106H236ZM243 107V106H242ZM242 107H240V108H242ZM25 108V107H24ZM23 107H22V110H19V113L18 114H22V116L24 115L25 116V114L28 116V112L27 111H25V109H24ZM39 108V107H38ZM65 108V107H64ZM64 108H61L60 107V109H64ZM90 108V107H89ZM123 108H125V107H123ZM128 108H130L129 106H128ZM133 108H134V106H133ZM136 108V107H135ZM141 108H144V105H143V107H141ZM140 108V109H141ZM202 108V107H201ZM208 108V110H210L209 109V107H206V109ZM211 108V107H210ZM213 108V107H212ZM211 108V109H212ZM220 108V107H219ZM231 108V107H230ZM244 108V107H243ZM242 108V109H243ZM29 109V108H28ZM35 109V108H34ZM33 109V110H34ZM59 109V108H58ZM82 109V108H81ZM84 109V108H83ZM95 109V108H94ZM121 110H122V108H120ZM131 109H132V107H131ZM137 109H139L138 107H137ZM205 109V108H204ZM214 109V108H213ZM216 109V108H215ZM235 109V108H234ZM239 109V108H238ZM241 109V110H242ZM251 109V108H250ZM253 109V108H252ZM9 110V109H8ZM30 110V109H29ZM46 110V109H45ZM51 110V109H50ZM56 110V109H55ZM55 110H53V111H55ZM89 110V109H88ZM100 110V109H99ZM124 110V109H123ZM134 110V109H133ZM132 110V111H133ZM142 110V109H141ZM202 110V109H201ZM257 110V109H256ZM11 111V110H10ZM36 111H38V110H36ZM59 111V110H58ZM81 111V110H80ZM84 111V110H83ZM102 111H104V110H102ZM102 111H100V113L102 112ZM127 111V110H126ZM130 111V110H129ZM129 111H128V113H129ZM137 111H139V110H137ZM227 111V110H226ZM252 111V110H251ZM27 112V113H26ZM39 112V111H38ZM40 112H42V111H40ZM46 112H48V111H46ZM46 112H43V114L45 113L46 114ZM56 112V111H55ZM91 112V111H90ZM109 112V113H108ZM121 112V111H120ZM238 112V111H237ZM255 112V111H254ZM13 113V112H12ZM31 113V112H30ZM89 113V112H88ZM122 113H124V112H122ZM122 113H120V114H122ZM126 113V112H125ZM207 113V112H206ZM218 113V112H217ZM11 114V113H10ZM40 114V113H39ZM42 114V115H43ZM99 114V113H98ZM228 114V113H227ZM256 114V113H255ZM262 114H264V113H262ZM83 115V114H82ZM92 115H93V112H92ZM107 115H108V117H109V119H106V117H107ZM130 115V114H129ZM135 114H133V116H134ZM30 116V115H29ZM28 116V117H29ZM80 116H81V114H80ZM91 116V115H90ZM121 116V115H120ZM127 116V115H126ZM132 116V115H131ZM132 116V117H133ZM209 116V115H208ZM16 117V116H15ZM14 117V118H15ZM31 117V116H30ZM83 117V116H82ZM86 117V118H87ZM95 117V116H94ZM123 117H125V116H123ZM136 117V116H135ZM135 117H133V118H135ZM18 118V117H17ZM25 118V117H24ZM125 118H127V117H125ZM131 118V117H130ZM209 118V117H208ZM207 118V119H208ZM76 119V118H75ZM92 119V118H91ZM122 119V118H121ZM129 119V118H128ZM212 119H214V118H212ZM253 119V118H252ZM29 120H31L32 121V119L30 118ZM81 120V119H80ZM94 120V119H93ZM215 120V119H214ZM213 120V121H214ZM34 121V120H33ZM32 121V122H33ZM77 121H79L78 119H77ZM91 121V120H90ZM132 121V120H131ZM35 122V121H34ZM80 122V121H79ZM78 122V123H79ZM124 121H122V123H123ZM126 122V121H125ZM221 122V121H220ZM229 122V121H228ZM13 123V124H12ZM75 123V122H74ZM73 123V124H74ZM33 123H31V125H32ZM76 124V123H75ZM79 124H81V122L79 123ZM86 123H85V126L87 125ZM96 124V125H95ZM126 124V123H125ZM128 124V123H127ZM11 125H12V128H11ZM31 125H29V126H31ZM34 125V124H33ZM77 125V124H76ZM124 125V124H123ZM153 125V124H152ZM211 125V124H210ZM88 126H87V128H88ZM125 126V125H124ZM124 126H122L123 127V129L124 128H126V127H124ZM127 126V125H126ZM207 126H208V124H207ZM224 126V125H223ZM32 127V126H31ZM74 127H75V125H74ZM91 127L89 128V129H91ZM129 127V126H128ZM238 127V126H237ZM15 128V127H14ZM26 128V127H25ZM29 128V127H28ZM27 128V129H28ZM137 128V127H136ZM150 128V127H149ZM18 129V128H17ZM44 129V128H43ZM46 129V128H45ZM83 129H84V127H83ZM129 129V128H128ZM133 129V128H132ZM228 129V128H227ZM78 130V131H79ZM222 130V129H221ZM242 130V129H241ZM14 131V130H13ZM24 131V130H23ZM44 131V130H43ZM42 131V136H44L47 132V130L45 131V132H43ZM75 131V134H78V131L77 130H74ZM77 131V132H76ZM88 131V132H87ZM122 131H125V129L124 130H122ZM128 131H130V130H128ZM128 131H126V132H124L125 134H127V132ZM133 131V130H132ZM134 131H135V129H134ZM140 131V130H139ZM85 132H87V133H85ZM115 132H117V133H120V134H118V135H116V133ZM136 132H137V130H136ZM214 132V131H213ZM221 132V131H220ZM239 132V131H238ZM24 133V132H23ZM31 133V132H30ZM33 133V132H32ZM43 133H45L44 135H43ZM140 133V132H139ZM27 134H29V132L27 133ZM34 134V133H33ZM48 134V133H47ZM79 134V135H80ZM124 134V135H125ZM130 134V133H129ZM225 134V133H224ZM239 134V133H238ZM241 134V133H240ZM29 135H31V134H29ZM95 135H100L99 137L98 136H95ZM123 135V134H122ZM120 136V137H123V136ZM134 135V134H133ZM132 135V136H133ZM145 135V134H144ZM144 135H143V137H144ZM222 135V134H221ZM261 135V134H260ZM262 135H264V134H262ZM41 136V135H40ZM78 136V135H77ZM86 136V135H85ZM101 136H105V140H104V138L102 137V139L101 140H104L103 142H101V140L100 141H98L97 139H100V137ZM130 136V135H129ZM136 136V135H135ZM8 137V138H7ZM24 137V136H23ZM46 137H49L48 135H45V137H42L41 138V140H43V138H45V139H47ZM51 137V136H50ZM82 137H84V136H82ZM115 137V138H116ZM120 137H118L119 139H120ZM239 137V136H238ZM245 137V136H244ZM246 137H247V135H246ZM252 137V136H251ZM257 137V136H256ZM27 139H25V138H23L22 140V142L20 143H16V144H18V146L15 144V146L17 147L16 149H18V151L15 153V155L16 156H18V159H17V157L16 158H12L13 160L14 159H17L16 160V162H15V160L13 161H11V156L9 157L8 156V154H7V156L6 157H4L2 154H3V152H2V154H0V179L1 178H3V176L5 175V182H6V184H5V182H4V180H1L0 181V184H2V182H3V184L4 185H7V187L5 188V190H7V192L8 191H10V193L12 192V191H14L12 194H8V196H10L11 197V199L12 198H14L15 197V202H16V200H17V202L16 203H14V199H13V202L12 203H14V204H8V203H11L10 202V200H8L7 201V205H5L3 202H1V201H4L5 200V198H3L2 196V198L4 199V200H2L1 199V197H0V199H1V201H0V204H1V206H0V214L2 215V213L4 214V213H7V212H5V210H6V208L7 207H9L8 208V210H6V211H10V209H11V211L12 212H15V213H12V212H10V213H12V214H15L16 216L19 214L18 213V211L21 209V207H25V206H23V204H25V202L26 201H29V200H27V198H29V196H28V194H29V190L30 189H33L34 188V190H43L44 189V187H46V189L48 188H50V187H52L51 189L52 190H57L58 191V193H59V196H57V198L55 199V200H53L54 202H56V204H54V206H56V208H55V210H58L59 212V214L60 215H62V216H64L65 218L67 217V218H70L69 220L71 221V223H72V221H74V223L75 222H77V223H79V222H81L84 226H87L88 228H89V230H88V232H87V234L85 235H83V233L81 234V233H79V235H78V237H77V241H75V242H71V244H69V243H66V244H64V243H61L60 241L61 240H58V238H60V236H58V232L60 231V226H59V224H60V222H57V220L55 219V218H57V216L58 215H56V213H57V211L55 212L53 209V212H55V213H53L50 209H47L46 207V209H43V210H40V209H38V207L36 206L35 208L32 206V205H34V204H36L35 202H33L34 204H32L31 206L35 209V210H33V208L30 210H28V211H23V213L24 212H26L23 216H22V218L21 219H19V218H17V219H19L20 221H19V223H20V225L18 224V223H16V224H18L19 225V227L21 226V224L23 225V227H22V229L21 228H19V229H21V230H19V231H17L16 233H14L15 231H13L14 229H17V228H15V227H18V226H15L14 227V229L12 230V227H11V229H8V227L6 226V223H7V225H8V220H6V218L4 217V216H8L7 214L6 215H4V216H1V218L2 217H4V218H0V264H14V262H18L19 264H40V262H42V260L44 261V263L46 264V261L45 260H47V264H63V263H66V264H72V262H70V260H67V261H63L60 257H59V255L58 254H56L55 253V251L57 252V253H59V252H66V253H68V254H79L80 255V257L81 258H84V259H86V260H83L82 262L84 263V264H129V263H131V264H166L167 263V258H170L171 257V255H172V253H174V250H175V248L177 247L176 245H177V242H178V240L176 241V240H174V242L176 243V247L174 246V250L172 249V248H170V249H172V250H170V252L169 253H171L172 251V253L171 254H169V255H166L164 252V250H166V249H168L169 250V248H166L165 249V247L163 246V245H165V244H162L164 241L166 242V245H167V241H169L170 240V238H171V234L169 235V233H171L170 232V230H169V225L167 226V225H165V223H167L166 222V219H169L170 218V216H167V214H166V216L167 217H169V218H158L157 217V221H156V219L154 218V217H152L153 215H148V213L147 212H145V216H146V213H147V217L149 216H151L152 218H154L155 220H153L152 218L151 219H147V217L146 218H144L145 216L143 215V218L145 219H143L142 220V223L143 222H145V224H141V220H139V219H141V218H139V214H142V212L140 213V211H141V209H143V207H144V209L146 208V206H148V205H146V204H144V203H148V202H152V201H154L153 200V198H155V196H156V194L155 193H157L156 192V190H159V189H157V188H159L160 187V184H164V183H161V182H163V180L161 181V182H159V180H158V178H156V177H158L157 175L155 176L154 175V173H150V171L148 172V174H136L135 173V175L133 176L132 175V177H133V179H130V181L129 180H126V178L124 177L125 175L124 174H119L118 176H116L115 175V171H114V169L116 168V164H115V168L113 169V171L115 172L112 176H110L111 174H110V165L108 166V162H107V164L106 163H101L102 161H100V166H97V164H96V167L97 168H95V167H91L90 165V163H91V161H89L88 163L90 164H88L89 166H88V170H87V165H85L86 167H84L87 171H83L84 169H82V167L84 166H81V164H84V163H79L80 162V159L78 160L77 159V161H76V159H73V157L74 156H77V155H75L74 154V156L71 158L72 159V161H73V163H71L70 161L68 162V163H71L69 166H71V170L73 171V169L75 170V173H74V171H73V173L74 174H77V175H74V177L76 176V177H78V179H80V181L79 180H76L77 178H74V179H70V177H69V179H66L65 178V180H70L71 181V183H70V181H69V184H67L68 182H64L65 180H61V179H64V178H61V177H59L60 178V180L59 179H57L56 180V176H53V173H52V176H50V174L49 175H46V176H48V177H50L49 179H48V181H51V185L49 186V187H47V184L44 186H42V182H43V180H45L44 178H45V175L44 174H46L45 173V170H44V172H41L42 170H43V167L42 166H44V163L42 162L41 164H39V163H37L36 165L38 166H36V165H34L35 164V162H34V164L32 165L33 167L35 166V170H39L37 173L35 172V170L34 171H32L33 170V167H32V170L29 172V173H31L32 174V172H34L35 173V175H31V176H33L32 178L28 175L29 173H28V170H24V172H22V173H25L26 171V175L27 176H29L30 178H31V181H33V178H35V180H34V184L35 185H33V183L31 182H27L26 181V177L24 178V179H21L20 178V175H22V173L20 172V171H22V169L23 168H21V167H25L26 165L28 166V164H26L25 166L24 165H22L23 163H24V159H26L29 155H30V152L32 151V148L30 147L31 146V143H33V142H30L31 140H30V138H29V140H28V137H26ZM52 138V137H51ZM51 138H50V140H51ZM54 138V137H53ZM76 138V137H75ZM97 138V139H96ZM118 138H117V140H118ZM232 138V137H231ZM10 139L11 138H9L8 139V141H10ZM17 139V138H16ZM21 139V138H20ZM49 139V138H48ZM121 139H124V137L123 138H121ZM126 139V138H125ZM124 139V140H125ZM136 139V138H135ZM134 139V140H135ZM138 139H139V137H138ZM141 139V138H140ZM144 139V138H143ZM238 139V138H237ZM33 140V139H32ZM36 140V139H35ZM34 140V141H35ZM57 141H58V139H56ZM113 140V141H112ZM130 140V139H129ZM128 140V141H129ZM148 140H150V139H148ZM234 140V139H233ZM12 141V140H11ZM36 141H38V140H36ZM40 141V140H39ZM43 141H45V140H43ZM47 141V140H46ZM45 141V142H46ZM81 141H79V142H81ZM113 143H112V142ZM139 141V140H138ZM145 141V140H144ZM232 141V140H231ZM252 141V140H251ZM262 141H264V140H262ZM12 142H14V140L12 141ZM17 142V141H16ZM42 141H40V144H46V143H41ZM48 142L49 141H47V144H48ZM51 142H53V141H51ZM56 142V141H55ZM59 142V141H58ZM118 142V141H117ZM127 142V141H126ZM254 142V141H253ZM257 142H259V141H257ZM38 143V142H37ZM36 143V144H37ZM78 143V142H77ZM104 143V144H103ZM128 143V142H127ZM127 143H124V144H126L127 145ZM4 144H6V143H4ZM8 144V143H7ZM12 144V143H11ZM11 144H10V146H11ZM40 144H39V146H40ZM50 144V143H49ZM57 144V143H56ZM79 144V143H78ZM229 144V143H228ZM262 144H264V143H262ZM9 145V144H8ZM51 145V144H50ZM54 144H52V146H53ZM85 145H86V143H85ZM116 145V146H115ZM120 145V144H119ZM118 145V146H119ZM129 145V144H128ZM152 145V144H151ZM0 146H1V144H0ZM14 146V145H13ZM36 146V145H35ZM39 146L37 145V147L39 148ZM81 146H82V144H81ZM98 146V147H97ZM117 146V147H118ZM123 146V145H122ZM253 146V145H252ZM33 147V146H32ZM42 148H43V146H41ZM44 147H45V145H44ZM46 147H48L47 145H46ZM45 147V148H46ZM123 147H125V146H123ZM122 147V148H123ZM127 147H129V146H127ZM132 147V146H131ZM144 147V146H143ZM153 147V146H152ZM10 148V147H9ZM13 148V147H12ZM11 148V149H12ZM35 148V147H34ZM34 148H33V150H34ZM41 148V149H42ZM58 148V147H57ZM104 148V149H105ZM108 148H106V150L108 149ZM135 148V147H134ZM147 148V147H146ZM222 148V147H221ZM251 148V147H250ZM2 149V148H1ZM41 149H39V150H36V151H40ZM54 149H55V147H54ZM82 149H84V148H82ZM101 149H103V148H101ZM120 149L121 148H119L118 149V151H117V149H116V151L114 152V153H118L119 155H120V153H119V151H120ZM148 149H149V147H148ZM47 150V149H46ZM185 150V149H184ZM14 151V149H12V152ZM42 152H44V150H41ZM89 151V150H88ZM94 151H96V150H94ZM94 151H93V153H94ZM123 150H121V152H122ZM145 151V150H144ZM143 151V152H144ZM1 152V151H0ZM33 152V151H32ZM57 152V151H56ZM55 152V153H56ZM59 152V151H58ZM110 152V151H109ZM124 152L125 151H123V153H122V158H121V156H120V158L121 159H119V160H122V159H126L125 157L126 156H123V155H127V154H129L128 153V151H127V154H124ZM131 152V151H130ZM147 152V151H146ZM254 152V151H253ZM6 153V152H5ZM19 153V154H18ZM35 154H38L37 156H39L40 155V152H34ZM92 153V152H91ZM98 153V152H97ZM141 153V152H140ZM256 153V152H255ZM33 154V153H32ZM32 154H31V156H32ZM60 153H58V155H59ZM73 154V153H72ZM95 154V153H94ZM93 154V155H94ZM99 154V153H98ZM101 154V153H100ZM132 154V153H131ZM142 154V153H141ZM145 154V153H144ZM148 154V153H147ZM259 154H261V153H259ZM3 157H2V156ZM11 155V154H10ZM12 155H14L13 153H12ZM41 155H43L42 153H41ZM41 155H40V157H41ZM97 155V154H96ZM117 155V154H116ZM119 155H118V157H119ZM134 155V154H133ZM234 155V154H233ZM248 155V154H247ZM262 155V154H261ZM34 156V155H33ZM60 156H62V155H60ZM59 156V157H60ZM72 156V155H71ZM95 156V155H94ZM136 156H138V155H136ZM154 156V155H153ZM243 156V155H242ZM253 156V155H252ZM9 159H8V158ZM36 157V156H35ZM44 157V156H43ZM78 157V156H77ZM103 157V156H102ZM115 157V156H114ZM113 157V158H114ZM124 157V158H123ZM130 157H132V156H130ZM135 157V156H134ZM143 157V156H142ZM152 157V156H151ZM251 157V156H250ZM257 157V156H256ZM30 159H31V157H29ZM33 158V157H32ZM62 158V157H61ZM65 158V157H64ZM105 158V157H104ZM116 158V157H115ZM136 158V157H135ZM134 158V159H135ZM8 159V160H7ZM29 159V160H30ZM35 159H39V158H35ZM34 159V160H35ZM44 159V158H43ZM65 159H67V158H65ZM85 159V158H84ZM95 159V158H94ZM111 159V158H110ZM128 159V158H127ZM133 159V160H134ZM170 159V158H169ZM239 159V158H238ZM245 159V158H244ZM55 160V159H54ZM56 160H57V158H56ZM54 161V164H56L57 166H59V165H61L60 164V162L59 161ZM61 160V159H60ZM101 160H103V159H101ZM133 160H131L130 159V161H133ZM143 160H144V158H143ZM250 160V159H249ZM22 161H23V163H22ZM31 161H33V160H31ZM36 161V160H35ZM38 161V160H37ZM36 161V162H37ZM39 161L41 162L42 160H40L39 159ZM38 161V162H39ZM83 161V159H81V162ZM105 161V160H104ZM107 161V160H106ZM105 161V162H106ZM126 161H128V160H126ZM125 161V162H126ZM129 161V162H130ZM146 161V160H145ZM161 161V160H160ZM27 162V161H26ZM25 162V163H26ZM63 162V161H62ZM84 162H85V160H84ZM93 162V161H92ZM97 162V161H96ZM99 162V161H98ZM97 162V163H98ZM113 162H115V161H113ZM124 162V163H125ZM143 162V161H142ZM150 162H151V160H150ZM154 162V161H153ZM172 162H173V160H172ZM4 163H5V165L7 164V166H5L4 165ZM65 163V162H64ZM68 163H67V165H68ZM110 163H112L111 161H110ZM115 163H117V161L115 162ZM124 163L122 164V161H121V165H123L124 166ZM131 163H133V162H131ZM140 163H141V159H140ZM156 163V162H155ZM170 163V162H169ZM246 163V162H245ZM258 163V162H257ZM32 164V163H31ZM39 164V165H38ZM95 164V163H94ZM99 164V163H98ZM127 164V162L125 163V165ZM134 164V163H133ZM143 164V163H142ZM151 164V163H150ZM250 164V163H249ZM30 165V164H29ZM56 165L54 166V167H56ZM65 165V164H64ZM118 165V164H117ZM128 166H129V164H127ZM137 165V164H136ZM141 165V164H140ZM144 165H145V163H144ZM152 165H154V163L152 164ZM162 165V164H161ZM256 165V164H255ZM258 165V164H257ZM26 166V167H27ZM61 166H63V165H61ZM72 166H73V169H72ZM118 166H120V165H118ZM122 166V167H123ZM127 166V167H128ZM135 165H133V167H134ZM138 166H139V164H138ZM142 166V165H141ZM145 166H148V165H145ZM167 166V165H166ZM247 166V165H246ZM5 167V168H4ZM36 167H37V169H36ZM111 167H113L112 165H111ZM121 167V169L120 170H118L117 168V170L118 171H121L122 169H124L125 168V170L127 169L125 166L122 168ZM132 167V166H131ZM131 167H130V169H131ZM137 167V166H136ZM254 167V166H253ZM257 167H259V166H257ZM29 168V170H30V168H31V166H29V167H27V168H25V169H28ZM57 168V167H56ZM59 168V167H58ZM57 168V169H58ZM63 168V167H62ZM135 168V167H134ZM138 168V167H137ZM140 168H142V167H140ZM160 168V167H159ZM176 168H177V166H176ZM175 167H174V170L176 169ZM179 168V167H178ZM7 169V170H6ZM60 169V168H59ZM64 169V168H63ZM81 169V171L82 172H86V174L88 173L89 175H86L85 174V176H88L87 177V179L86 180H88V178H90V180L89 181H91V182H89V181H86V180H84L86 177L84 176L83 178L84 179H82V181H81V176L82 175H80V177H79V174H83L82 172L80 173V170ZM115 169V170H116ZM136 169V168H135ZM134 169V170H135ZM156 169V168H155ZM169 169V168H168ZM167 169V170H168ZM172 169V168H171ZM242 169V168H241ZM261 169V168H260ZM68 170H70V168L68 167ZM129 170V169H128ZM137 170V169H136ZM141 170V169H140ZM147 170V169H146ZM149 170H151V169H149ZM154 170V169H153ZM153 170H152V172H153ZM164 170V169H163ZM251 170V169H250ZM112 171V172H113ZM131 171V170H130ZM155 171V170H154ZM180 171V170H179ZM253 171H254V169H253ZM259 171V170H258ZM4 172H6V173H4ZM21 174H20V173ZM57 172H62V170L61 171H57ZM122 172H123V170H122ZM138 172V171H137ZM141 172V171H140ZM172 172V171H171ZM174 172V171H173ZM244 172V171H243ZM248 172V171H247ZM252 172V171H251ZM262 172V171H261ZM261 172H259V173H261ZM43 173V174H42ZM50 173V172H49ZM65 173H67V172H65ZM64 173V174H65ZM69 173H71V172H69ZM72 173V174H73ZM79 173V174H78ZM117 173H119V172H117ZM125 173V172H124ZM245 173V172H244ZM256 173V172H255ZM20 174V175H19ZM48 174V173H47ZM55 174V173H54ZM58 174V173H57ZM61 174V173H60ZM63 173H62V175H64ZM110 174V175H109ZM157 174V173H156ZM176 174V173H175ZM66 175V174H65ZM160 176H162L161 174H159ZM163 175H164V173H163ZM179 175H181V174H179ZM6 176H7V178H6ZM25 175H23L22 177H24ZM35 176V177H34ZM58 176H61V175H57V177ZM67 176V175H66ZM71 176V175H70ZM90 176V177H89ZM114 176H116V177H114ZM127 176H129L128 174H127ZM160 176H159V179H160ZM177 176V175H176ZM227 176V175H226ZM229 176V175H228ZM47 177V178H48ZM72 177H73V175H72ZM130 177V176H129ZM167 177V176H166ZM166 177H165V181L164 182H166ZM171 177V176H170ZM175 177V176H174ZM178 177V176H177ZM221 177V176H220ZM224 177V176H223ZM246 177V176H245ZM255 177V176H254ZM28 178V177H27ZM169 178V177H168ZM251 178V177H250ZM29 179V178H28ZM128 179V178H127ZM162 179V178H161ZM177 179V178H176ZM249 179V178H248ZM252 179V178H251ZM22 180H24V181H22ZM72 180H74L75 181V183L73 182L72 183ZM169 180V179H168ZM256 180V179H255ZM63 183H62V182ZM181 181V180H180ZM247 181V180H246ZM254 181V180H253ZM44 182H46V181H44ZM227 182H229V181H227ZM234 182V181H233ZM50 183V182H49ZM160 183V184H159ZM176 183V182H175ZM178 183V182H177ZM176 183V184H177ZM230 183V182H229ZM237 183V182H236ZM239 183H241L242 184V182H239ZM246 182H244L243 184H245ZM249 183H251V182H249ZM260 183V182H259ZM3 184L1 185L2 186V188H3ZM31 186H33V188H31V187H29L30 185ZM45 184V183H44ZM174 184V183H173ZM171 185V186H169V187H172V186H174V185ZM221 184V183H220ZM232 184V183H231ZM164 185H166V184H164ZM250 185H251V187H250ZM249 185V190H250V188H251V190H253V191H251V198H250V201L253 203V205H259L260 203L262 204V200H264V193H261L262 192V189H264V185H262V183H260V185L258 186L257 185V182L256 181H254V182H252L251 184ZM90 186H92V187H90ZM163 186V185H162ZM161 186V187H162ZM176 186V185H175ZM184 186H186V185H184ZM233 186V185H232ZM241 187H242V185H240ZM240 186H239V188H240ZM246 186V185H245ZM262 186V187H261ZM5 187V186H4ZM93 187L95 188V191H96V193H91L92 191L91 190H94L93 189ZM169 187H167V188H169ZM238 187V186H237ZM261 187V188H260ZM164 188H165V186H164ZM179 188H180V186H179ZM178 188V189H179ZM185 188V187H184ZM188 188V187H187ZM214 188V187H213ZM217 188V187H216ZM229 188V187H228ZM238 188V189H239ZM247 188V187H246ZM50 189V190H51ZM235 189V188H234ZM237 189V188H236ZM12 190V191H11ZM45 190V189H44ZM166 190V189H165ZM168 190V189H167ZM172 190L173 189H170V192L172 193ZM182 190V188L180 189V191ZM240 190V189H239ZM243 190V189H242ZM244 190H247V189H244ZM261 190V191H260ZM2 191V190H1ZM4 191V190H3ZM160 191V190H159ZM169 191V190H168ZM32 192H34V191H32ZM32 192H31V194H32ZM36 192V191H35ZM37 192H39V191H37ZM36 192V193H37ZM175 192V191H174ZM174 192H173V194H174ZM222 192V191H221ZM1 193V192H0ZM159 193H161V192H158L157 193V200H158V195H159ZM162 193H164L165 194V191L164 192H162ZM161 193V194H162ZM168 193V192H167ZM166 193V194H167ZM180 193V192H179ZM128 194L131 196V199H133L132 200V202H134V204L138 201V205H139V207H142V205L144 204V206L138 211V209H139V207H138V209L136 210V211H138V217H137V219L135 218V216L137 215V213H135V207H136V205H135V207H134V210L133 209H129V207H128V205L130 206V204L132 205L133 203H130L131 202V199H129L130 200V202H129V204H127V206H126V202H128V201H126L125 203L123 202L122 203V200L123 199H125L124 197L125 196H128ZM165 194V195H166ZM223 194V193H222ZM153 195V196H152ZM155 195V196H154ZM163 195V194H162ZM169 195H171L170 193H169ZM169 195L167 194V196H164L163 198H165V197H167V199L165 198V200L167 201L168 200V202H171L170 200H169ZM176 195V194H175ZM220 195V194H219ZM224 195V194H223ZM226 195V194H225ZM8 196H6V199H10V197H8ZM28 196V197H27ZM150 196H152V197H150ZM180 196V195H179ZM222 196V195H221ZM129 197V196H128ZM150 197V199L149 200H152V201H148L146 198H149ZM161 197V196H160ZM172 197H174L173 195H171L170 196V198L172 199ZM183 197V196H182ZM181 197V198H182ZM224 197V196H223ZM226 197V196H225ZM33 198V197H32ZM32 198H31V201H32ZM35 198V197H34ZM180 198V199H181ZM220 198V197H219ZM30 199V198H29ZM72 199H74V201L72 200ZM160 199V198H159ZM177 199H179L178 197H177ZM177 199H172L173 201L174 200H177ZM223 199V198H222ZM228 198H226V200H227ZM127 200V199H126ZM147 200V201H146ZM165 200H163L162 199V202H164ZM202 200V199H201ZM216 200V199H215ZM219 200H221V199H219ZM224 200H225V198H224ZM224 200H222V201H224ZM31 201H30V203H31ZM72 201H73V206H71V203H72ZM161 201V200H160ZM183 201V200H182ZM182 201H181V203H182ZM188 201V200H187ZM228 201H229V203H230V200H227V202L226 203H223L222 202V204H224V205H226V204H228L229 205V203H228ZM233 201V200H232ZM24 202V203H23ZM155 202V201H154ZM153 202V203H154ZM175 202V201H174ZM184 202H185V200H184ZM203 202V201H202ZM202 202H201V204H202ZM213 202H214V200H213ZM217 202V207L218 206H220L219 204L220 203H218L219 201H216ZM216 202L215 203H212L211 202V205H207V204H209L208 202L207 203H205L204 204V206H205V211L204 212H201L202 213V215L204 216V214L203 213H208L209 214V212H206L207 210L209 211L211 208H213V207H215V206H213V205H215L216 204ZM52 203V202H51ZM70 203V204H69ZM149 203V204H150ZM152 203V205L153 206H156L157 204H153ZM159 203V202H158ZM165 203V202H164ZM167 203V202H166ZM165 203V204H166ZM176 203H177V201H176ZM186 203V202H185ZM188 203V202H187ZM186 203V204H187ZM232 203V202H231ZM230 203V204H231ZM234 203V202H233ZM165 204H164V206H165ZM172 204V203H171ZM213 204V205H212ZM221 204V205H222ZM235 204V203H234ZM20 205H22V206H20ZM37 205V204H36ZM141 205V206H140ZM146 205V206H145ZM161 205V202L159 203V205H157V206H160ZM173 205V204H172ZM176 205V204H175ZM203 205V204H202ZM233 205V204H232ZM235 205H237V204H235ZM235 205H233L234 207H235ZM27 206H29L30 207V205H27ZM35 206V205H34ZM52 206V205H51ZM58 206V207H57ZM162 206V205H161ZM169 206H170V204H169ZM180 206V210L178 209V211H180L179 213H181L182 215L184 214V212L182 213V211H184V206H183V209H182V205H178V207ZM188 206V205H187ZM227 206V205H226ZM238 206V205H237ZM50 207V206H49ZM53 207V206H52ZM132 206H130V208H131ZM177 207V206H176ZM177 207V208H178ZM223 207V206H222ZM256 207H259V206H256ZM262 207V206H261ZM40 208V207H39ZM58 208V209H57ZM133 208V207H132ZM157 208V207H156ZM159 208H161V207H159ZM164 208V207H163ZM168 208L169 207H167V209H166V211H167V213H168ZM172 208V207H171ZM177 208H176V211H177ZM202 208H203V206H202ZM221 208V207H220ZM229 208H231L230 206H229ZM238 208H240V209H242L241 207H235V208H232V211L233 212H235L234 210L236 209L237 210V212L238 213H236L235 212V214L233 213V215L232 214H230V213H232V212H230L229 214L230 215H232L233 217H234V219H235V221H237V223H238V225H241L242 223H243V221H244V223H243V225L245 224H247L246 226L247 227H249L248 225L250 224V227L252 226L251 225V223L250 222H248V220L249 219H251L252 218V216L250 215V213L248 214V212L249 211H246V210H244L243 211V213H242V210H238ZM26 209V208H25ZM144 209H143V213H144ZM153 209V208H152ZM151 209V210H152ZM158 209V208H157ZM217 210H218V208H216ZM234 209V210H233ZM261 210V213L262 214H264V209H262V208H260ZM24 210V209H23ZM132 210L134 211L133 213H135V214H133L132 213ZM154 210V209H153ZM156 210V209H155ZM165 210V209H164ZM172 210H173V208H172ZM174 210H175V208H174ZM215 210V209H214ZM52 213H51V212ZM145 211H149L148 210V208H146V210ZM158 210H156V212H157ZM160 211V210H159ZM158 211V213H160ZM203 211V210H202ZM16 212H17V214H16ZM21 212V211H20ZM86 212H88V215H87V213ZM151 212V211H150ZM153 212H155V211H153ZM163 214H165L164 213V211H161ZM175 212V211H174ZM216 212V211H215ZM38 213V214H37ZM161 213V214H162ZM172 213V212H171ZM179 213L178 212H176V214L178 215V216H181V214L179 215ZM212 213H214V212H212ZM244 213H246L247 215H249L250 217H247V218H245L246 220H244V218L243 217H246V216H242ZM96 214V215H95ZM100 214H104L105 216H106V214L109 216V217H107L108 219L109 218H112L110 221H112L111 223H109V222H107L108 220L106 219V217L104 218V220H106V223H107V225H110V227L108 228V226L107 225H103V222H104V224H105V221H103L102 220V218H100L99 216H100ZM152 214H154V213H152ZM161 214H160V216H161ZM20 215V217H21V214H19ZM19 215H18V217H19ZM36 215H38V220H36V218H37V216ZM56 216V217H54V219H53V217L52 216ZM154 215H156L157 216V213L156 214H154ZM169 215V214H168ZM172 215H174V214H171V216ZM185 215V214H184ZM184 215L183 216H181V217H184ZM188 215V214H187ZM198 216H196L195 217V215H194V223H190V226L192 225V224H194V225H192L193 227H197L196 228V230L198 229V226L200 227L201 226V224L203 225V227L200 229V230H202L204 227H208L209 229H211L210 231H209V229L207 230V233H208V231H209V233L208 234H211V237H212V234L213 235H216L217 237H219V234L220 235H223L222 237L223 238H225L224 240H226L227 242L230 240V242H229V244L230 245H232L231 244V242H233L234 244L236 243V241H237V234H235L237 231H239L238 229H240V227L242 226H238L236 229V231H234V234H235V236H232V235H230V232H229V234H228V230L225 232V227L224 226H222L223 228H221V229H224V230H220V231H215V229L214 228H216V226L214 227V226H212V228L206 223V222H208V220H206V222L205 221H203V219L205 218V217H203V218H201L202 217V215L199 217V215L200 214H197ZM230 215H229V217H230ZM13 216V215H12ZM33 216H36V218L34 219L33 218ZM142 216V215H141ZM155 216V217H156ZM159 216V217H160ZM165 216V215H164ZM104 217V216H103ZM176 217V215L174 216V218ZM233 217H231L232 219H233ZM10 218V217H9ZM12 218V217H11ZM115 218H118V219H116L115 220ZM173 218V217H172ZM173 218V220H174V222H176L175 221V219ZM207 218V217H206ZM7 219H8V217H7ZM14 219V218H13ZM16 219V218H15ZM101 219V220H100ZM159 219V220H158ZM189 219V218H188ZM187 219V220H188ZM229 220H231V221H233V222H229L230 224L231 223H234L235 221H234V219L232 220V219H230V218H228ZM64 220V219H63ZM62 220V221H63ZM117 220H119V221H117ZM136 220L138 221L139 220V224H138V222H137V224H135L136 223ZM170 220H172V219H170ZM169 220V221H170ZM252 220V222H253V219H251ZM9 221H12V219H9ZM39 221V222H38ZM59 221V220H58ZM65 221H68V220H66L65 219ZM102 221V222H101ZM134 221H135V223H134ZM213 221V220H212ZM245 221H247V222H245ZM16 222H17V220H16ZM174 222L172 223H170V227L173 229V227H172V224H174ZM178 222H179V220H178ZM178 222H177V224L175 225H173L174 227H176V226H178V228H180L179 227V225H180V223H179V225H178ZM180 222H186V220L184 221H180ZM12 223V222H11ZM11 223L9 222V225H11ZM59 223V224H58ZM74 223H72V224H74ZM109 223V224H108ZM209 223L211 224V225H213L210 221H209ZM184 224V223H183ZM229 224V225H230ZM235 224H236V222H235ZM235 224H233V225H235ZM253 224H254V222H253ZM258 224V223H257ZM182 225V224H181ZM180 225V226H181ZM184 225H186V224H184ZM228 225V224H227ZM232 225V224H231ZM244 225V227H246ZM12 226V225H11ZM103 226H104V228L105 227H107L108 229H106V230H109L110 229V233L108 234V231H107V234H106V232H105V234L104 235H102L103 233H99L102 229L101 228H103ZM183 226V225H182ZM181 226V227H182ZM188 226V225H187ZM187 226H184V227H187ZM220 226V225H219ZM237 226V225H236ZM256 225H254V227H255ZM10 227V226H9ZM189 227V226H188ZM230 227V226H229ZM259 227H260V225H259ZM258 227V228H259ZM71 228H72V226H71ZM183 228V227H182ZM181 228V229H182ZM217 228H218V225H217ZM219 228V229H220ZM228 228V227H227ZM177 229V228H176ZM184 229H189V228H184ZM183 229V230H184ZM195 229V228H194ZM230 229V228H229ZM242 229V228H241ZM247 229V228H246ZM262 229V228H261ZM85 230H86V228H85ZM174 230H175V228H174ZM180 230V229H179ZM193 230V229H192ZM196 230L194 231V232H196ZM204 230H206L205 228H204ZM233 230V228H232V226H231V231ZM244 231H245V229H243ZM253 230V229H252ZM258 230V229H257ZM189 230H187V231H185V233L186 232H188ZM191 231V230H190ZM191 232V236H193V234L192 233H194V232ZM250 231H251V229H250ZM249 231V232H250ZM254 231V230H253ZM255 231H256V229H255ZM254 231V232H255ZM260 231V230H259ZM259 231H256L257 233L256 234H258V232ZM55 232H56V234H55ZM173 232V231H172ZM180 232V231H179ZM184 232V231H183ZM182 232V233H183ZM198 232H199V229H198ZM203 232V231H202ZM201 232V233H202ZM241 232V231H240ZM61 233V232H60ZM190 233V232H189ZM189 233H188V235H189ZM253 233V232H252ZM260 233V232H259ZM34 236H33V235ZM130 234H131V236H130ZM178 234H180V233H178ZM184 234V233H183ZM203 234H206V232L205 233H203ZM240 234V233H239ZM242 234V233H241ZM254 234V233H253ZM31 235H32V237H35L36 235H37V237L34 239V241H32L31 239H33L32 237H31ZM57 235V236H56ZM60 235V234H59ZM100 235V236H99ZM174 236H172V238H174L175 237V234H173ZM187 234H185V236H186ZM194 235L195 236H193L194 238L196 237V242L195 243H197L198 241L200 242V241H202V242H204V238L206 237H201V238H203V239H198V237H199V235H201V234H199L198 235V233H197V235L194 233ZM29 236H30V238H29ZM127 237L128 236V238H127V242H126V240H124L123 239V237ZM168 236H170V238H168ZM191 236H187V237H190L191 238ZM198 236V237H197ZM204 236V235H203ZM216 236H214L215 238H216ZM240 236V235H239ZM252 236V235H251ZM258 236H259V234H258ZM62 237V236H61ZM94 237H95V239H94ZM178 238H181V237H179V236H177ZM187 237L185 238V239H187ZM192 237V238H193ZM209 237V236H208ZM214 237H212V238H214ZM232 237V238H231ZM253 237H254V235H253ZM260 237V236H259ZM262 237H264V235H262ZM30 239V241L32 242V243H30V241L29 240H27V239ZM169 239V240H165V239ZM211 238V239H212ZM221 238V237H220ZM175 239H176V237H175ZM257 239V241H259L258 240V238H256ZM256 239H255V241H256ZM125 242H124V241ZM192 240H195V239H192ZM254 240V239H253ZM163 241V242H162ZM187 241H189V240H187ZM187 241H185V243L184 244H186L187 243ZM238 241H239V239H238ZM261 241V240H260ZM27 242H29V244L30 245H26V244H28ZM164 242V243H165ZM174 242H173V244H174ZM183 242V241H182ZM190 242H191V240H190ZM189 242V243H190ZM193 242V241H192ZM202 242H200L201 244H203ZM221 242V241H220ZM262 242H264V240H262ZM26 243V244H25ZM170 243V242H169ZM178 243H180V242H178ZM189 243H187V244H189ZM194 243V242H193ZM192 243V244H193ZM194 243V244H195ZM224 243H226L225 241H224ZM238 243V242H237ZM259 242H257V244H258ZM7 244H9V247L7 246ZM193 244V245H194ZM198 244V243H197ZM197 244H196V246H197ZM244 244V243H243ZM242 244V245H243ZM262 244H264V243H262ZM261 244V245H262ZM164 247V249H161V248H163L162 246ZM170 245V244H169ZM179 245V244H178ZM180 245H181V243H180ZM179 245V246H180ZM205 245H206V243H205ZM224 244H222V245H219V246H217V245H215V248H216V251H217V257H219V255L221 254V256H222V254L224 253L225 254V252L228 250L227 248H225L224 246H223ZM229 245V246H230ZM236 245V244H235ZM247 245V244H246ZM256 245V244H255ZM259 245V247H260V244H258ZM5 246H7V247H5ZM168 246V245H167ZM173 246V245H172ZM195 246V247H196ZM200 246V249H202V246L201 245H199ZM198 246V247H199ZM253 246V245H252ZM252 246H250V249H251V247ZM262 246H264V245H262ZM3 247H4V249H5V253H3L4 251V249H3ZM169 247V246H168ZM181 247V246H180ZM182 247H183V245H182ZM181 247V248H182ZM186 247H188L187 249H189L190 250V248H189V246H187L186 245ZM204 247V246H203ZM213 247V246H212ZM231 247V246H230ZM244 251H245V254H248V257L244 260V261H246L247 263H245V264H262V262H264V261H262V260H264V259H261L260 258V255L258 254V253H254L253 252V254L251 253L252 251H253V249H252V251H248V250H246V246H245V244H244ZM254 247V246H253ZM256 247H257V245H256ZM255 247V248H256ZM183 248H185V245H184V247ZM182 248V249H183ZM211 248V247H210ZM177 249V248H176ZM186 249V251L188 252V253H186L187 255H186V257H187V260L188 261H186L188 264H207L206 263V261H207V259L205 260L204 259V256H202L201 254H198V251H197V247H196V249H193V250H191L190 252H189V250H187ZM199 249V248H198ZM231 249V248H230ZM258 248H256L255 250H257ZM261 249V247L257 250V252H259V251H261L260 250ZM107 250L108 251H110L109 253H110V255L111 256H113L114 258H111V256L109 255V258H104L107 254H103L104 256L102 257V261L101 260H99V258H98V260H94V259H88V258H86V257H89V254H91L90 256H93L92 255V253L94 254L95 252H96V254L97 255H99V254H102V253H105V251L107 252ZM163 250V251H162ZM168 250L166 251V252H168ZM203 250V249H202ZM205 250V249H204ZM215 250V249H214ZM177 251V250H176ZM179 251V250H178ZM181 251V250H180ZM184 251V250H183ZM185 251V252H186ZM201 251V250H200ZM232 252L231 250H228V252ZM248 251V252H247ZM262 251H264V250H262ZM229 252V253H230ZM176 253V252H175ZM178 253V252H177ZM215 254V253H214ZM233 254V253H232ZM44 256V257H43ZM75 256V255H74ZM100 256V255H99ZM102 256V255H101ZM173 256H176V255H173ZM220 256V257H221ZM224 256V255H223ZM225 256H229V254H227V255H225ZM224 256V257H225ZM235 256V255H234ZM242 256V255H241ZM240 256V257H241ZM106 257H108V256H106ZM243 257H245V256H243ZM45 258H47V259H44ZM90 258V257H89ZM92 258V257H91ZM93 258H97V257H93ZM103 258H104V260H103ZM173 258V257H172ZM171 258V259H172ZM205 258H206V256H205ZM213 259H210V260H214L215 261V263H217V262H219L218 260V258H215V257H212ZM229 258V257H228ZM230 258H231V256H230ZM128 259H129V261H131V262H129L128 261ZM217 261H216V260ZM221 259V258H220ZM227 259V258H226ZM94 260V261H93ZM128 261V263H126L127 261ZM233 259H231V261H232ZM212 261H211V263H212ZM214 261H213V263L212 264H214ZM262 261V262H261ZM210 262V261H209ZM208 262V263H209ZM233 262V261H232ZM83 263H81V264H83ZM220 263V262H219ZM218 263V264H219ZM41 264H43V263H41ZM168 264H170V262H168ZM221 264V263H220Z\"/></svg>",
    "mask_w": 264,
    "mask_h": 264
}]
</instances>
